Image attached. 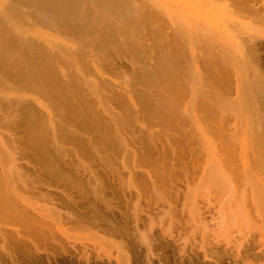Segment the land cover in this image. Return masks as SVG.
Returning <instances> with one entry per match:
<instances>
[{
  "label": "rangeland",
  "instance_id": "1",
  "mask_svg": "<svg viewBox=\"0 0 264 264\" xmlns=\"http://www.w3.org/2000/svg\"><path fill=\"white\" fill-rule=\"evenodd\" d=\"M0 1H1V4L3 5L5 0H0ZM249 1H250V3H248ZM135 2L139 6H143L144 5L143 10L146 11V13H149V15L145 19L146 22L144 23L145 32L143 34L146 35V38H139L140 35L138 37H136V35H135L134 36L135 39L132 40L133 42H135V44H134L135 46H131V42H128L127 44H125L126 47L120 46V45L116 44V42H115V44L113 46H111L110 49H111V53H112V58L115 61L117 66H115V65H111L110 66L111 70H109V71H111V72L109 73V76L110 77H112V76L114 77L115 76L114 78H116V79L112 78V80L114 81V82L112 81V83H114L115 85L119 84L118 85L119 88H117V89H119V92H117L118 90L116 91V87H118V86H115V85H112L113 88H112V86H109L110 89L108 87V89L106 90V92L108 91L107 94L99 89V91H100L99 93L103 92L102 94H100L101 98L102 97H106V98H104L105 100L102 98L104 101L101 99L102 100L101 102H103L104 104L101 103L100 108H99V106H98L99 105L98 104L99 101L97 100L98 97L93 95L92 90L89 87H86L87 85L85 86V88H84V86L79 88L81 94L84 93L83 92L84 89L85 90L86 89L91 90V92H89V90H87V91L89 92L88 95H90L89 96L90 98H93V99L95 98L93 100L94 104L95 103L97 104V105L95 104L96 107H97L95 109H98L99 111H101V109L104 107L102 109V110H104L105 106H107V104H109L108 108H111V109L110 110L108 109V112L112 110V112H109L110 114L106 112L105 113L106 116H105V115H103L104 111H102L103 113L101 112L102 114L101 113L98 114V116L102 119V122H101L99 128L97 126L91 124V122L87 119L85 114H83V115L82 114H78V116H77L78 119L75 118V114L74 113L71 112L69 114L68 113L69 109L66 108L64 106V103L60 102V100H55V99L46 100L45 98L42 97V94L35 93L36 95H34V94H31V93H29V92H27L25 90H23V91L25 92L26 95H29V96L34 95L35 97H38L39 99L41 98L40 100H43V102L46 101L44 103L48 104V106H50V108L54 111L53 113H56V110H54V109L58 106L59 107V113H61V110H62V112L65 113L66 117L71 118L72 123H70V125H68V127L70 126V128L72 127V129L67 128V124L65 122H64V124L62 123V125L65 128L64 130L68 129L70 131V132L68 131L66 138H64V136H62V138L60 137V139H58V140H60L59 142L61 143V145H59V146H62V148L59 147V146H56V145H52V144H54L53 140L51 139L52 136L49 137L51 135V133H50V131L46 132L45 130L42 131L43 133L44 132L46 133V134L44 133L46 135L45 136L46 146L44 147V149L43 148H37L33 144L35 139L34 138H33L34 140L32 139V135L30 133L32 131L33 123H32L31 116H29V113H27V111H26V109H28L26 104L22 105L20 107H17V109H18L17 112L18 113H15L16 115H15L14 120L12 119V121L10 120L8 123L5 122L4 124L0 125L1 128H2V129L0 128V137H1L0 138V146H1V144L5 145L6 147L8 146L7 148H9V150L18 149V152L17 151L15 152L16 154L18 153V155H16V158H17L16 164L20 168L21 172L22 171L23 172L21 173L20 170H17V173L18 174L21 173L22 175L23 174L25 175V173H26L25 176L24 175L23 176L22 175L18 176L17 180H19V181H16V179H15V186L18 187L19 184L21 185V186L19 185L21 187V193H20V190L18 191V188H20V187H18V188L16 187L17 192H19L21 194V196H23V197L26 196L25 198L30 199L29 201L34 203L33 207H38L39 209H42V208H46V207L48 208V206H49L51 208L52 207L54 208L53 205L55 204V208L61 214V218H60L61 219V221H60L61 222V229H58V226H56V228H57V230H56L55 226H54V230H52L53 226H51V230L50 231H52V232L54 231L55 232V230H56V232H58L57 235L50 232V234H53V237H52V235L51 236L43 235V233L44 234H48L49 233V232L48 233L44 232V231H48L50 229L48 226H47L48 228H45V226H44V228L47 229V230H43L42 231L41 229L43 228L42 227L43 224L40 227L41 229L38 228V225L36 226L35 224H32L33 222H31V221H33L34 218L37 219V221H36V222H38L37 224H39L40 219H41L40 216H39L40 214L37 213V212L35 214V211L32 210L33 209L32 207H31L32 209H30V207H28L29 208V213H30V215H31V213H34L35 215H38L39 221H38V217L32 218V216L34 215V214H32L31 215L32 219L31 218L26 219L25 217H23V219L25 218L24 220L26 221L25 222L26 225L23 224L24 223L23 219H22L23 221L21 220L20 224L23 222L21 226L25 225V226L28 227L30 224L36 226L38 228L37 231H42L41 232V234H42L41 236L40 235L39 236L36 235L38 233L40 234V232L37 233V231H33L34 233H32L31 230H34L33 229L34 227L30 228V227H32L31 225H30V227H28V229L29 228L31 229V230L29 229V231H30L29 234L27 233L29 231H27V232H26V230L24 231V229H27V228H25V226H24V228L20 227V229H19L18 224L16 225V223H15L16 217H17L16 215L13 216L11 214V216H10V217L13 216L15 224L12 225V227H9L11 225L7 226V224L9 222L11 223L10 220H12V218H9L7 216L5 217L4 214H3V216L6 218V220H7V218H9L10 220L9 219H8L9 221L7 220L8 223H7V221L4 222V223H7V224L2 223V224H4V227H3V225H1L2 227H0V229H1L0 232L2 233L4 231L3 232L4 236H2L0 234V236H1L0 238H3V239H0L1 240L0 241L1 242L0 243V249H2L1 248V244L5 243L3 246L4 247L6 246V247L5 248L3 247V249L10 250V252L12 254L9 251L7 252L5 250H0V264H11V262H12V264H117V263L118 264H127V261H126V256L127 255H129V257H130L131 264H247V263L248 264H256V263L257 264H264V248H263L264 247V241L262 240L261 241L262 244H261V242L259 240L261 238H264V236H263L264 233L260 234V233L264 232V229H263L264 228L263 227L264 226V220H262L264 218L263 217L264 216V214H263L264 210L262 211V209H264V208H262V207H264V206H262V205H264V203H262V201H261V200H263V202H264V198L260 197V195L262 193H264V191L261 192L262 190H260L262 188H259V191H260L261 194L258 192L259 197L256 198V200L261 198V200L259 199L260 202L258 200V202L256 201L257 205L255 203L253 205L254 207L252 206V203H254L253 194L255 196H258L257 191H255L256 193H254L253 191L255 190V188L258 185L260 187H264L263 186L264 179L262 181L261 178H259L262 175L264 176V173L261 172V171H259V173H258V171H257L256 175L257 174H259V175H258V178H254V180L255 179H257V180L259 179L257 181L258 183L263 182V183H261L262 185L261 184H257V182L252 181L253 178L250 177L251 175L253 177H257V176L255 174H253L254 172L251 170V168L249 169L247 167V166L250 167L251 161L254 162V161H256L255 159H257L258 160V161H256L257 165H260L262 167L261 170H264V162H261V161H264V159H263L264 157H262L263 155H259V153H258V152H260V148L258 147L259 146V142L257 143V138L259 140V136L260 135H258V137L256 138V135H255L254 131H253L254 133L252 131L249 132V130H253V129L255 130L256 129V134H257V131L259 133V129L257 130V128H255V127H257L258 124L264 125V92H263L264 91V85H263L264 84V81H263L264 80V74H260L259 72L256 71V70H258V69H256L258 65H260V69L259 70L260 71H262V70L264 71V41H262L260 43H257L255 46H252V44H249L250 38L252 39V36L260 35V34H262L261 32H263V34H264V30H263L264 27L262 26L263 27L262 28L261 25H260L261 24L260 20L264 21V20L260 19L261 15L264 13V5H263L264 4L263 3L264 0H255V1L254 0H245V1L244 0H237V1L236 0H231V1H229V0H142V1L141 0H135ZM246 3L249 4L248 6H250V7L253 4L254 5L250 8V7L247 6ZM242 4H244V5H242ZM259 4H261L263 6H261V5L259 6ZM235 5H236V7H235ZM147 6H148V8H147ZM241 6H243V8H241ZM258 6H259V8H257ZM262 7H263V9H262ZM236 8L241 9V10H238L240 12L235 10ZM252 8L254 10H258V11H253ZM242 10H243L244 13H246V12H248V13L244 14L242 12ZM249 12H252L251 15L253 14V12L254 13L258 12V13L256 14L257 16H255V14H253L252 16L249 15L251 17V19H250L249 16L247 17V15L250 14ZM259 13L261 15H259ZM263 15H262V17L264 19ZM253 16H255L256 20L259 18L258 21H259L260 24H258V23L255 24L258 21H253ZM95 19H96L95 21H98L99 20V16H96ZM251 20L253 22H255V23H253ZM127 23L128 22H126V24ZM153 24H154V26L156 24V27H154ZM39 27L40 26H37L36 28H39ZM128 28H129L128 29L129 32H131V28L132 27H128ZM114 29L115 28H113V30ZM40 30H41V32H43L45 34H48L49 38H52V37L59 38V36H58L59 34H55V32L53 33L49 29L40 27ZM141 31H142V28H135L134 29V32H141ZM178 32H179V34H178ZM176 33H177V35H175ZM180 33L186 35L185 39H183L184 37L181 36L182 34H180ZM129 35L130 34H128V36ZM248 35L251 36V37H249ZM167 36H168V38H166ZM177 37H179V38H177ZM60 38L61 39H64V38L66 39V37L63 38L61 35H60ZM60 38H59V40H61ZM137 38L140 39L139 40L140 42L141 41L142 42L141 43L138 42L139 44H137V41H136ZM156 38H158V39H156ZM161 38H162V41L160 40ZM181 38H182V41L186 40V42H182L181 40L179 41V39H181ZM186 38L187 39L190 38V41L192 43L189 40H188V42H189L188 43ZM241 39H244V40H241ZM246 39H247V42H246ZM146 40H148L151 44L147 41L150 44V45H147L148 43L144 42ZM248 40H249V42H248ZM199 41H200V43H199ZM173 42H174V44H173ZM212 42L214 43V45L216 47L215 46L213 47V45H212V47H211L212 49H211V48H209L210 46H208V45L213 44ZM244 43H245V45H244ZM240 45H241V47H240ZM243 46H245V47H243ZM181 47H182V51L180 50ZM242 47H243V50H245L246 53L244 52L245 53V55H244L245 57L241 58V56H239L240 55L239 54L240 51H239L238 48L242 49ZM251 47L254 48V49H251ZM115 50H116V52L121 53V56H120L121 58L118 57L119 60L116 57ZM120 50H121V52H120ZM218 50H219V52H217ZM235 50H236V52H235ZM237 50H238V52H237ZM150 51H151V53L153 51V54H151ZM232 51H234V52H232ZM214 52L217 55H215V54L213 55ZM131 54L132 55L134 54L133 58L137 59V60H135V66L131 65L129 63V62H131V60L129 61ZM146 54H148L149 56L146 55ZM206 54H209V55L206 56ZM211 54L213 55V57L216 56V58L214 57V60L211 59V58H213ZM234 54H235V56H234ZM201 55H202V57H201ZM241 55L243 56V54H241ZM124 56H125V59H127V61L124 59ZM205 56H206V58H205ZM246 56H247V58H246ZM147 57H149V58H147ZM222 58L223 59H225V58L228 59V60H226L227 61L226 63H224L223 60L222 61H223V63L225 65H227L228 67H231L233 70H231L227 66H226V68H224L225 65L221 62ZM210 60H212V61H210ZM250 61H251V63H248ZM138 62L141 63V64H139ZM228 62L231 64L230 66H229ZM236 63L237 64L238 63L242 64V66L241 65L239 66V64H238V66L240 67L241 71L238 69L239 67L237 66ZM137 64H139V66H137ZM148 64L150 66V69L148 67ZM213 64H214V66H213ZM248 64H250V65H248ZM254 64H256L257 66L255 65L256 66L255 67ZM222 65H223V67H222ZM247 65H248V67H247L248 69L246 68ZM131 66H133L134 68L131 67ZM146 66L148 67V69L144 68ZM250 66L251 67L254 66V67H252V69L254 68L253 71H252ZM71 67H72L71 71L74 72L75 67L74 66H71ZM120 68H122L123 71H121ZM243 68H246V69H243ZM185 69H187V70H185ZM114 70L115 71L117 70L116 73H115ZM247 70H251V71L248 72ZM89 71H91V73H90L91 77H90V80L89 79L88 80L92 81L96 76L92 74L93 70H92L91 67H90ZM239 71H240V73H239ZM122 72L126 73V74L123 73L124 77L122 75ZM127 72H128V74H127ZM251 72H253L254 74H252ZM255 72H256V74H255ZM132 73H133V75H131ZM155 73H156V75H155ZM257 73H259L258 75H260L262 77L261 78L262 80L260 78H258L260 80L257 79V81H256V78L258 77ZM90 74L88 76H90ZM237 74L238 75L241 74V75H239V77H237L238 76ZM244 75H247L248 77L247 76L245 77ZM253 75H255V77ZM92 76H93V78H92ZM250 76H253V78H255V79L251 80ZM125 77H128L126 79L127 83L123 82V85H122V82L120 83V80L121 81H125L124 80ZM241 77H244L242 79V81H244V80L248 81V78H249V80L252 83V86H251V84H249L250 82L249 83H247L246 81L242 82L240 80ZM122 78H124V79L122 80ZM178 78H179L180 82L177 81ZM237 78H239V79H237ZM115 80L118 81V82H115ZM129 80H130V82L128 83ZM156 80H158V81H156ZM0 81L4 83V84H2L3 87L6 85L5 87L7 89H9V87H12V89H14L16 87V85H17V88H18V85H19L18 83L14 82L15 80H12V77L8 78L7 81L4 80V79H1ZM4 81H6V83H8L9 87ZM165 81H166V83H165ZM237 81H239V82H237ZM252 81L254 83H256L258 85V88L260 87L263 91L260 88H259V90H261V91H259L257 87L253 88L254 83ZM9 82H11L12 85ZM258 82L262 86L259 85ZM124 83H126V84L124 85ZM168 83H170V85ZM175 83H177V84H175ZM178 83H179V85H178ZM165 84H166V86H165ZM167 84H168V86H167ZM243 84H247V85H250V86H248V87H247V85L243 86ZM256 84H255V86H257ZM177 85L179 87H182V88L180 89ZM214 85H215V87H214ZM126 86H127V88H125ZM129 86H131V89H129L130 88ZM141 86L143 88H141ZM159 86L160 87L162 86V87L160 88ZM151 87H152V89H151ZM176 87H178V89ZM120 88H121V91H120ZM145 88H148L149 90H147ZM239 88H241L245 92L246 95H245L244 98H243L244 92L242 94L241 93L242 90L239 89ZM113 89H114V92H112ZM128 89L130 90V94H131L132 98L133 99L135 98L136 101H137V102H135V100H134V102L138 105V106H136V110H138V111H136L134 109L135 107L132 105L131 102L129 103L127 101L128 100L127 99L128 96L126 98L127 94L125 95V93H126L125 90L129 91ZM160 89H162V90H160ZM163 89H164V92L166 94L165 93L163 94ZM169 89H170V91H169ZM185 89H187V90L185 91ZM249 89L251 91H249ZM123 90H124V92H123ZM179 90H180L181 93L178 92ZM212 90H214V92ZM215 90H217V91H215ZM240 90H241V92H240ZM246 90H247V93L249 92L248 93L249 95L246 93ZM110 91L116 97L113 96L110 93ZM237 91H239V92H237ZM150 92H151L152 95L150 94ZM252 92H254V93H252ZM256 92L257 93L259 92V93L256 94ZM10 93L13 94V92H11V91H10ZM90 93H92V94H90ZM109 93H110V95H108ZM155 93H157V94H155ZM167 93H169V94H167ZM214 93H216L217 95H219V93H220V95H219L220 96V100L218 98V101H217V97L218 96H214L215 95ZM226 93L228 95H230V96H227V98L225 97ZM238 93H239V95L241 94L242 97H241V95L239 96ZM260 93H262V94H260ZM19 94H23L24 95V93H21V91H20ZM104 94H105V96H103ZM158 94H159V96H158ZM174 94H175L176 97L174 96ZM223 94H224V96H223ZM13 95L17 96L16 93H14ZM91 95H93V97ZM178 95H181L182 97H183V95H186V96L183 97V98L186 97V99H183L181 96L179 97ZM209 95H210V97H209ZM250 95H251L252 98L248 97ZM117 96H119L120 98L117 97ZM155 96H157L158 98L154 99L153 97H155ZM172 96H174L175 98L172 97ZM246 96L250 100H252V99H254V101L256 100L255 101L256 103L253 102V100L251 102H253L254 105H256V104L258 105L257 107L259 109L258 110L259 112L258 111L256 112L257 107L254 106L251 103L253 105L252 106L250 104V101L247 100L248 98ZM254 96H256V97L253 98ZM89 97H88L89 103L92 104L93 101ZM161 97H164V98H161ZM180 98L183 99V102L180 101L181 100ZM204 98H206V99H204ZM106 99H109L108 100L109 102H107ZM159 99L162 100V101H165V102L159 101ZM51 100H52V102H51ZM53 100L55 101L54 103H53ZM70 100H71V103H73L74 106L76 105L75 107L78 108V105L80 103L77 100H75L74 98H70ZM95 100H96V102H95ZM171 100H174V101H171ZM207 100H208V102H207ZM105 101H106L107 104L105 103ZM154 101H156L157 103H155ZM166 101H169V102L166 104ZM220 101H222V102H220ZM247 101L249 102V105H251L250 107H252V108H250L249 105H247L248 104ZM110 102H111V104H110ZM173 102H175V103L177 102L176 103L177 107H176L175 103L172 106ZM122 103H124V104H122ZM126 103H127V105H126ZM155 104H157V105L155 106ZM178 104L181 105L180 108H178ZM203 104L205 106H207V108ZM212 104L214 106H212ZM222 104H224V105H222ZM131 105L133 107H130ZM209 105H210V107L212 109L209 107ZM111 106L116 108V109L112 108ZM162 106L165 109L161 108ZM169 106L170 107L172 106V107L169 109ZM201 106H204V107H201ZM15 107H16V105H15ZM60 107H63V108L61 109ZM138 107H140V108H138ZM175 107L177 108V110H176ZM214 107L216 108V110H215ZM240 107H242V108H240ZM255 107H256V109H255ZM167 108L169 109L168 111H171L172 108H173L174 110H176V112L173 110L174 113H176V114L177 113H181L180 114L181 117L178 114L177 115L180 118L176 114H172L171 112L169 113L166 110ZM187 108H188V110H187ZM231 108L232 109L234 108V109L232 110ZM237 108H239V109H237ZM38 109H40V108H38ZM106 109H107V107H106ZM118 109H120V111ZM133 109L136 111V113H134ZM178 109H179L180 112L178 111ZM206 109L211 111V112L208 111L210 113V115H209V113L208 114L206 113L207 112ZM236 109H237V112H236ZM240 109H241V111H240ZM250 109H251V111H252V109H253V111L254 110L255 111L253 113H251L249 111ZM129 110H131V111H129ZM40 111L42 112V110H40ZM126 111L129 114H126ZM148 111L151 112L152 115H151V113L149 114ZM181 111H185V112H181ZM189 111L193 112V114H191ZM212 111H214V112H212ZM142 112L144 114L140 115ZM153 112H155V113H153ZM238 112H239V114H237ZM240 112H241V114H240ZM111 113H114V114L115 113H119V114L121 113L120 116L124 117L123 121H122V118H120V117L118 118L117 117L118 114L115 115V117H114V116H112L113 114L111 115ZM163 113H164V115H163ZM184 113H187V114H184ZM234 113H235V115L233 117ZM242 113H245V114L248 113L247 114L248 116L250 114H254L255 115L257 113L255 116H257V117L261 116L262 121H261V119L258 120V118H256L253 115L249 116V117H252V116L254 117V118L252 117V119L250 118L249 120H251V121H249L248 120L249 117L248 116L246 117V115L242 114ZM258 113H259V115H258ZM136 114H137V116H136ZM168 114H169L170 117L168 116ZM212 114L215 117V119H214V117L211 118ZM107 115L109 117H111L110 119H112V117L114 119L117 117L118 120H116L117 119L116 118L115 119L116 121L114 119H112V121H110V119H109V117H107ZM132 115L134 117H136L137 120L134 117H132ZM174 115H175V117H174ZM191 115L194 116V117H192ZM237 115H239V117L242 116L241 119L244 117L243 115H245V117L243 118L244 122H241L240 121L241 119L237 120V117H238ZM141 116L143 117L142 120L140 118ZM206 116H207V118H206ZM38 117H39L38 113H36L35 116H32L33 119H39ZM162 118H163V120H161ZM208 118H210V120ZM119 119H121V120L119 121ZM139 119H140L141 123H140ZM155 119H157L158 122L155 121ZM204 119H205V121H204ZM211 119H213L212 122H211ZM216 119L218 120V122H217ZM245 119H246V123H245ZM253 119H257V121L259 123L254 121ZM150 121H152V122H150ZM167 121H169V122H167ZM206 121H210V122H207V124L209 123L210 125L209 124L208 125L205 124L204 122H206ZM222 121H223L224 124L222 123ZM247 121H249V122H247ZM252 121H254L256 124L257 123L258 124L254 127L252 125L253 124ZM112 122L114 123V125L117 122V125H115L117 127H118V125L122 124L120 126H122V127L124 126L123 128H121L120 126L118 127V129H120L122 131H119L117 129V127L115 128V126L113 125ZM134 122H136V123L134 124ZM173 122H175V123H173ZM196 122H198V123H196ZM260 122H262V123H260ZM163 123L165 125H163ZM166 123H168L170 125H167ZM178 123H179V125H177ZM226 123L228 125H226ZM255 123H254V125H255ZM71 124L73 126H71ZM245 124L246 125L248 124V127H246ZM250 124L252 125V127H250L251 126ZM166 125L168 126V128H167ZM260 125H258V126L260 127ZM178 126H179V128H178ZM184 126H185V128H184L185 130L182 128ZM45 127H46V125H45ZM169 127H170V129H169ZM221 127H223V128H221ZM239 127H241V128H239ZM5 128H6V130H4ZM113 128H115L114 129L115 131L113 130ZM147 128L149 130H147ZM162 128L163 129L165 128V129L163 130ZM247 128H249V129H247ZM251 128H253V129H251ZM166 129H168V130H166ZM191 129H192V132H194V134H192V132L190 133ZM165 130H166V132H163ZM8 131H11L12 133H10ZM73 131H75V132H73ZM109 131L111 133L113 131V132H115V133L117 132L119 134H117L115 136V134H113V133L111 134ZM160 131H161V133H163L162 135L158 133ZM169 131H171V132H169ZM80 132H82V133H80ZM78 133L82 134V135H80L81 137L79 136ZM183 133L184 134L186 133V134L183 136ZM10 134H13V136L12 135L10 136ZM108 134H110V135H108ZM165 134L168 135L170 138L168 136H166ZM191 134L194 137L190 136ZM233 134L237 138L234 137ZM84 135H86V136H84ZM111 135L115 136V137H119L118 135H120V137L117 138V139L114 137V139H112ZM251 135L253 137H251ZM88 136H90L91 139H89ZM222 136H223V138H222ZM13 137H16V139L13 140L14 139ZM232 137H234L236 139V141H235V139H232L235 144L233 143V141H231V143L234 144V145L227 144V142H225V144H227L228 146L229 145L230 146H236L237 145V147L234 148V150H233V149H230V146L228 148L225 145L226 148H228L226 151L229 154L228 157L234 154L233 152H231L232 150L236 151V153H235V155H233L234 157L231 156L230 158H226L227 157V154L225 152L226 148H225V146L224 147L222 146V145H224L223 140L225 138L226 141H227V138H232ZM106 138H107L108 141L106 140ZM120 138L123 140V143H124L123 145H122V143L119 144L122 141V140L120 141ZM156 138L159 139V141ZM188 138H189V143L186 142L188 140ZM61 139H63V140H61ZM228 140H231V139H228ZM248 140H250L251 143ZM16 141H17V143H16ZM118 141H119V143L116 144L115 142H118ZM160 141L163 142L162 146H160V143H161ZM14 142H15V144H14ZM90 142L92 143V145H91ZM253 142L256 145L258 144L257 145V147L259 149L258 152H256L257 151V147H255L256 145L255 146L253 145ZM89 143H90V145H89ZM228 143H229V141H228ZM47 144H48V146H47ZM71 144H72V146H71ZM101 144H102V146H101ZM189 144H190V146H189ZM250 144H251L252 148L248 147V146H250ZM20 145L23 148H21ZM98 145H99V147H97ZM50 146H51V149H50ZM63 146L64 147L66 146V147L64 148ZM68 146L69 147L71 146V147L75 148V150L73 148H68ZM2 147H4V146H2ZM91 147L92 148H98V149L95 150V149H92ZM169 148H170V150H169ZM187 148H189V149H187ZM250 148L254 152H256V156H260L262 159L259 158V157L256 158L255 153L252 152V151H249V150H251ZM56 149H57V151H56ZM80 149H81V151H79ZM102 149H104V150H102ZM109 150H111V151H109ZM157 150H158V152H157ZM163 150H164V152H163ZM191 150L194 153H192ZM221 150H224V153H225L226 156L223 155L224 153ZM228 150L230 151V153H229ZM97 151H98V153H97ZM112 151L114 152V154H113ZM245 151H247V152H245ZM95 152L97 153L98 156L101 154L100 155L101 158H100V156L98 157L97 155H95L96 154ZM110 152H112V155L109 154ZM66 153H67V155H66ZM197 153H199V154H197ZM238 153H239V156H238ZM261 153L262 152H260V154ZM75 154H77L78 158H77V156ZM160 154L163 155V156H161ZM249 154H251V156L253 155L252 158L250 157L251 159H253L251 161H249L250 160L249 159ZM195 155H197V156H195ZM55 156H57V157H55ZM236 156H237V158L239 157L238 159L236 158L237 161L236 160H235V162L234 161H230V159L232 157L235 159ZM50 157H51V159H50ZM64 157H66V158L64 159ZM79 157H81V158H79ZM224 157L226 159H229V161L231 163L233 162V164H234V168L233 169H235V166H237L238 168L239 167L243 168V169L240 168V170L235 169V171H236L235 175L239 171H241V172L244 171L243 172L244 175L241 174V172H239V174H237L235 176L234 172H233L232 175H234V177H235L234 180L238 179V178H236L237 176L238 177L241 176L240 178L244 177V179H245V177L248 175V179L246 177L247 180L246 179L245 180L247 182H248V180H250V182L252 181L251 182L252 185L255 184V187L252 190V188H251L252 185L251 184L249 185L250 182L247 183L245 180L239 178V181L241 180L242 183L244 181V183H247V185H248V187H247V185L245 184V186L248 188V189H246V187L244 186V183L243 184L241 183V185H243V188L247 190L248 194H252V195H250L252 198L249 195L247 197H245L247 193L244 196L246 199L243 200V203H246L245 205L247 207L244 206V204H242L241 202L239 203V201L243 199V198L240 199L241 196L238 198L239 195L236 194L237 196H234L233 193L230 192V191H232V188L230 189V187H233L234 194H235L236 191H237V193H238V191H241V190L243 191V189L240 188L241 186L240 187H236V185H237L236 183L237 182H238V186L240 184L238 180L236 181V183L234 182L236 184L235 186H234V183H231V180H232L233 176H231V174L227 175V173L228 172L230 173V170L232 169L231 165H233V164L229 165L228 161ZM233 158L231 160H233ZM24 159H26L27 161L24 160ZM48 159H49V161H48ZM87 159H88V162H89L90 165H88V163L86 162ZM108 159L110 160V162H109ZM142 159H143V161H142ZM259 159H261V161ZM78 160H80L81 162L78 161ZM90 160H92V161H90ZM160 160L165 162V163L162 162L161 164H163V165H161L160 164ZM219 160H221V161H219ZM247 160L249 161V163L247 162ZM94 161H96V162H94ZM173 161L175 163H173ZM222 161H223V163H221ZM242 161L243 162L246 161V166H243V162ZM27 162H28L29 165L27 164ZM82 162H84V163L82 164ZM93 162H94V164H93ZM104 162H106V163H104ZM224 162H227V163H225L224 169H223L221 166H223L222 164H224ZM182 163L185 164V165L183 166ZM258 163H260V164H258ZM84 164L87 165L88 167H86ZM170 164H172L173 166H170ZM81 165H84L86 169L83 170ZM136 165H138L139 168H136ZM155 165L157 166V168H155L156 167ZM164 165L166 167H164ZM194 165H195V167H194ZM214 165H216V166H214ZM218 165H219L221 170H218V167H217ZM228 165L231 167V169L229 170V168H228V172L226 173L225 171H227V170H225V169H227L226 166H228ZM257 165H255V166L257 167ZM167 166H168V168H167ZM178 166H181V167L178 168ZM12 167H13V165L9 163L8 168H12ZM35 167H36V169H35ZM259 167H258V169H259ZM89 168H91V169H89ZM124 168L126 170H124ZM161 168L164 169V170H162ZM165 168H167V169H165ZM180 168H182V169H180ZM185 168H187L186 169L187 171L184 170ZM212 168H214V169L212 170ZM255 168H252V169L254 170ZM93 169H95V170L92 171ZM156 169L157 170L159 169V170L157 171ZM87 170L88 171L90 170L91 172L90 171L88 172ZM165 171H169V172H168V174H165V176H163L164 173H167ZM183 171H185V173L187 172L186 173L187 175ZM219 171L226 173V175H227V179L226 180H229V182H228L229 185H227L228 183H226L225 181L223 182V184H226L227 186H229L228 188L230 189V191L226 187V185H223V186H225V189H224L223 186H220L223 189H221L220 187L216 188V186H218L221 183L219 180H217V178L219 179V177L221 179V173H219ZM86 172H87V174H86ZM132 172H134V173H132ZM158 172H159V174H158ZM162 172H164V173H162ZM212 172H213V175H211ZM83 173H85V174H83ZM89 173H91V174H89ZM93 173H94L95 176L93 175ZM248 173H250V176H249ZM216 174L217 175L219 174L218 175L219 177H217ZM222 174H223L222 176H225L224 173H222ZM27 175H28V177H27L28 179L26 178ZM37 175H38V177H40V179L37 177ZM159 175H160V178H162L161 181L159 179ZM20 176L24 177L25 179L23 178L24 179L23 180ZM82 176L84 178H82ZM96 176H97V178H95ZM174 176H177L179 179L176 181ZM184 176L186 178H184ZM32 177L33 178L36 177V178L33 179ZM86 177L89 180H86L85 179ZM29 178H31V182H30ZM37 178L39 180H37ZM152 178H154L153 180L155 181V183H154V181H152ZM169 178H171V179H169ZM212 178L214 180L216 178V180L218 182H220V183H218V185H217L216 184L217 181L216 180H215L216 182L213 181ZM225 178L223 179V177H222L223 180H225ZM21 179H22V182H25L26 179L28 180L26 183H30L29 189L32 186L31 191H33V194L32 193L31 194L33 196L30 193H28V192H30V190L28 191V188L25 187L28 184L25 185L26 183L25 184L22 183L20 181ZM96 179L98 181H96ZM99 179L100 180L102 179L101 182L99 181ZM132 179H134V181H132ZM210 179H212V180H210ZM94 180L96 182H98L96 184L97 185L99 184V187L96 186ZM130 180H131L132 184H131V182H129ZM162 180H164V181H162ZM33 181L36 182V183L37 182L38 183L40 182V183L36 185V183L34 184ZM91 181H93V182H91ZM172 181H174V182H172ZM209 181L211 182V184H210ZM212 181H213V184L214 183L216 184L215 186L212 184ZM18 182H21V183H18ZM133 182H134V184H133ZM161 182L163 183V185H162ZM42 183H43V185L47 184V187L45 188L43 185H40ZM81 183H82L83 186L80 185ZM86 183H90V185H88V184L86 185ZM166 183H167V185H166ZM169 183L171 185L173 183V185L171 186ZM174 183H175V185H174ZM22 184H24V185H22ZM117 184H119V185H117ZM153 184H155L154 187L152 186ZM231 184H232V186H230ZM256 184H257V186H256ZM77 185H79V187H77ZM94 185H95V187H97L96 189H95ZM129 185H130L131 189L128 187ZM33 186H34L35 189L33 188ZM54 186H56V187H54ZM88 186L89 187L91 186L90 187L91 191L92 190L95 191V192H93L94 196L92 195V192H90ZM100 186L103 189L102 188L100 189ZM169 187L172 188V189H170ZM234 187L236 188V190H235ZM258 187L256 189H258ZM56 188L57 189L59 188V189L57 190ZM144 188H145V190H144ZM22 189H24L23 190L24 192H25V189H27L26 190L27 192H25V194H24V192H22ZM36 189H37V191H36ZM249 189L251 190V193H249ZM38 190L42 191V192L46 191V193L40 194L42 192H38ZM207 190H209L210 192L207 191ZM246 190H244L243 192H245ZM96 191H98V192H96ZM99 191L102 192V194ZM122 192H123V194H122ZM145 192H146V194H145ZM214 192H215V194H214ZM243 192H241V194ZM86 193H89V194L87 195ZM94 193H96V194L99 193L100 195L99 194L95 195ZM177 193H178V195H177ZM208 193L213 195V196L208 195ZM221 193L224 196H221ZM34 194L36 195V197L38 196V198H39L38 200L40 201V203H39V201L37 200V198L35 197ZM168 194H169V196H168ZM188 194H189V196H187ZM227 194L228 195L230 194L229 195L230 198H232V197L236 198L237 197L236 200H235V198L231 199V201L232 200L236 201V204L234 203V201H232V203L229 201L230 198L227 197L228 196ZM231 194L233 196H231ZM27 195L28 196L31 195L33 197V199L31 197H28ZM40 195H42V196L46 195V196H44L45 198L44 197L42 198V196H40ZM190 195H192V196H190ZM194 195H196L197 198H195L196 196H194ZM47 196H49V197H47ZM95 196H98L97 199L95 198ZM101 196H105L108 199V201L106 203H104L107 199L105 197L100 198ZM107 196H109V197H107ZM208 196H210L211 198L210 197L207 198ZM255 196H254V198H255ZM263 196H264V194L262 195V197ZM188 197H190V201L192 200V197L197 199V203L196 204H198V205H196L194 203L196 201V200H194V198H193L194 202L192 201V203L191 202L185 203L184 199H186ZM214 197H217V198H214ZM248 197H250V198L248 199ZM50 198L52 199V201H51ZM103 198H104V200H103ZM109 198H110V202H109ZM206 198H207L208 201L212 200V201H210L211 204L208 203ZM218 198L220 199V203H218V201H219ZM221 198H223V199H221ZM34 199H36V200L34 201ZM45 199H46V202L43 201ZM214 199H216V200H214ZM238 199H240V200L237 202ZM247 199H248V201H247L248 203L245 202ZM250 199L252 200V202H251ZM168 200H170L169 202L171 204L168 202ZM213 200L216 201L217 203H215ZM48 201H49V203H48ZM50 201L53 202V203H50ZM188 201H189V199H188ZM108 202L111 203L112 205L114 204L113 207H111L112 205L108 206L109 208L105 207L104 204H107ZM212 202H214V203H212ZM183 203L185 204V206L187 204L189 206L187 205L188 207L184 206V208H183V205H184ZM190 203L192 205L194 204V206H195L194 209L195 208L197 209L199 207H200L201 210L203 209L202 212H200L201 213L200 214L201 217L197 216L198 213H197L196 209L195 210L193 209V211H192V209L190 207L193 208V206ZM228 203L231 204V206ZM260 203H262L261 207L259 206ZM206 204H207L208 207L206 206ZM241 204L244 207H246V210L250 206V208L248 209V211H249L248 214H250V216L253 214L252 213V211H253L252 208H254V211L256 212V216L259 218L258 219V218L255 217L257 219V220L255 219V221H258V222L254 221V217L253 216H255V212H254L252 218L250 216L248 218V219H253L251 221L250 220L248 221V219H246V218L245 219H243L242 217L239 218L238 216H237L238 219L237 218L235 219L234 215H236L237 213L236 214H231V213L232 212H236L237 211L236 209H238V208H241V210H242L243 206ZM211 205H213V206H211ZM42 206H44V207H42ZM135 206H136V208H135ZM220 206H222V208L224 210L221 209ZM237 206H238V208H237ZM256 206H258V207H256ZM229 207H230V209L233 207V209L235 211L233 209H231V211L232 210L233 211L232 212H228V211H230L228 209ZM139 208H141V210H139ZM207 208H209L210 210L207 209ZM259 209H260V211H258ZM30 210L32 212H30ZM185 210H187V211H185ZM221 210H223V211L221 212ZM239 210L240 209H238V211ZM138 211H140L139 213H141L140 215L137 214V216L139 215L140 219L136 218L137 216H135L136 215L135 213H137ZM219 211L221 212V215H220ZM261 211H262V213H260ZM240 212L241 211H239V213L237 215L241 216ZM0 213H1L0 215H2V212H0ZM193 213H197V214H195V216H193L194 215ZM229 213L231 215H233L234 217L232 218L231 215L229 216ZM191 214H193V215H191ZM203 214H205V215H203ZM218 215H220V216H218ZM19 216H21V215H19ZM70 216H72V217H70ZM189 216L192 217V218H190ZM170 217H172V218H170ZM195 217H197L196 218L197 222L193 221V220H195L194 219ZM1 218H3V217H1ZM21 218H22V216H21ZM198 218H199L200 221L198 220ZM225 218H227V219L225 220ZM19 219H20V217H19ZM74 219H76V220H74ZM136 219H138V220H136ZM150 219H152V220L154 219L155 220V221L153 220V222H155L154 223L155 226L154 227L150 226V227H152V229L151 228L149 229V227H148L149 225H151L153 223L152 220H151L152 223L150 224ZM171 219H172V222H174V224H172ZM1 220H4V218L1 219ZM27 220H29V222H30L29 225H27L28 224ZM139 220H141V221H139ZM190 220L193 221L194 223L190 222ZM17 221L16 222L19 223L20 220H17ZM198 221H199V223H198ZM224 221L225 222L227 221V223H225ZM229 221L232 222V223H229ZM245 221L249 222V223H246ZM75 222L78 223V224H76ZM188 222H190L192 225L190 223H188ZM0 223H1V221H0ZM72 223L74 225L75 224L76 225L73 226ZM79 223H81V224L84 223V225H88L89 224L88 226H90L89 228L92 229V230L87 231V230H89L88 227H87V230H83L84 227L86 229V226H84V225L79 226L80 225ZM178 223H181V224H178ZM185 223H187L186 224L187 226L185 225ZM196 223H197V226H196ZM202 223H204V224H202ZM205 223H207L208 225L205 224ZM236 223H238V224H236ZM20 224H19V226H20ZM188 224H190V225L188 226ZM193 224H194V226H193ZM227 224H228V227L231 226V228H225L227 226H225V227L223 226V225H227ZM229 224H231V225L229 226ZM244 224H247L245 226H248V224H250L249 226L252 227V229L254 227H258L257 225L260 224L259 225L260 228L258 227L260 229V231L252 232V234L247 239V241H245V239L243 238L244 236L241 235V234L239 235V233H238V228L240 229V225H241V228L245 230V231L243 230L244 232H247V230L250 229L249 226H248V229H245V227L243 228L242 226ZM203 225L207 226L209 231L204 230ZM218 225H219V228H218ZM220 225L223 226L222 230L220 228ZM198 226L201 227L200 228L201 231H199L200 229L199 230L196 229V232H195L196 236H195V234L193 232L195 231V227L197 228ZM36 227H35V230H36ZM79 227H81L82 228L81 231L83 230L84 232L83 231L82 232L79 231V229H80ZM184 227H185V229H183ZM192 227H193V229H192ZM235 227H236V229H235ZM73 228H75V230H77V231H75ZM94 228H96V229H94ZM177 228H178V230H177ZM18 229L20 230V235H17V232H19ZM226 229H231V230H226ZM261 229H263V230H261ZM5 230L7 231V235L8 236H6V234H4V233H6ZM13 230H14V232H12ZM197 230L200 232V234H199V232ZM203 230L207 233V234H205V240H206V249H207V252H208V256H210L211 259L214 258L211 261L205 260L204 253L202 251H200L201 250L200 246H201V242H202V239H203V238H201V236L203 235L201 233L203 232ZM60 231H64L70 239L65 238V236ZM212 231H213L214 234L212 233ZM227 231H229L228 235L231 236V238L233 237V239H232V244L233 245L230 248H227L226 243H225L223 238L222 239L220 238L219 243H214L213 242V241L216 242V238H217V236L215 235L216 232L217 233L221 232L220 233L221 236H222V233H223V235L225 237V235L227 234L226 233ZM25 232H26L27 235H29L26 238H24V236L21 235V234H23ZM73 232H76V233H73ZM191 232L194 234L193 236H192ZM10 234L12 236L14 235L15 239ZM26 234H24V235H26ZM75 234H77V235H75ZM88 234H89V236H87ZM30 235H34V236L36 235V237H34V236L31 237ZM19 236H21V238ZM43 236L46 239H44ZM47 236L50 238V240L49 239L47 240ZM83 236H85V237H83ZM145 236L147 238L149 236L148 241H147L148 243L146 242L147 244L145 242L141 241L142 237H145ZM191 236H192V238L195 237L194 238L195 240L192 239ZM18 237H19V239L17 240ZM30 237L33 238V241L35 240L34 241L35 243L33 242L34 244H32V242H31L32 240L31 239H30L31 241L29 239H27V238H30ZM41 237H43V239L45 241ZM77 237H78V239L79 238L81 239V237H82V240H77ZM89 237H90V239H87ZM37 238L38 239L40 238V239L38 240ZM53 238L56 239V242L53 241V240H55ZM83 238H85V239H83ZM211 238H212V240H211ZM3 240H5V241H3ZM13 240H14V242H13ZM40 240H41V242H40ZM58 241H59L60 244L57 243ZM236 241H237V243H236ZM29 242H31L32 246H31V244ZM36 242H37V244H36ZM42 242H43V244L45 246L44 248L46 249V251H43L44 248H43ZM55 243H57L58 245L55 244ZM100 243H102V244H100ZM121 243H123V244L121 245ZM240 243H243L242 247H240ZM236 244L239 246L238 248L240 249L241 252H238L239 249L236 248V246H237ZM35 245H37V246L39 245L40 247H37ZM117 245H119V246L121 245L122 249H119L121 246L120 247L118 246L119 248H117ZM147 245H148V248H147ZM71 246H74L75 249L72 248ZM34 247L35 248L37 247L38 250H40V251L42 250L43 252L42 251L40 252L37 249L34 250L33 249ZM101 247H102V249H101ZM149 247H150L151 252L148 251ZM6 248H8V249H6ZM103 248H105V249L103 250ZM32 249H33V252H32ZM100 249H101V253H99ZM34 251H36V252L34 253ZM102 251H104V252H102ZM121 251H123V252L121 253ZM184 251H185V253H184ZM83 253H84V255H83ZM98 253H99V255H98ZM9 254H10L11 257L9 256V259H8V255ZM13 254H14V256H13ZM5 255H7V256H5ZM46 258H47L48 261L46 260Z\"/></svg>",
  "mask_w": 264,
  "mask_h": 264
},
{
  "label": "bare ground",
  "instance_id": "2",
  "mask_svg": "<svg viewBox=\"0 0 264 264\" xmlns=\"http://www.w3.org/2000/svg\"><path fill=\"white\" fill-rule=\"evenodd\" d=\"M142 1V0H141ZM229 1H231V0H229ZM237 1V0H236ZM245 1V0H244ZM255 1V0H254ZM240 2V1H239ZM261 2V1H260ZM259 2V3H260ZM3 3V2H2ZM230 3V2H229ZM248 3H250V1L248 2ZM256 3V2H255ZM264 3V2H263ZM143 4V3H142ZM247 4V3H246ZM242 5H244V4H242ZM249 4H247V6H248ZM254 5V4H253ZM252 5V6H253ZM257 5V4H256ZM261 4H259V6H260ZM264 5V4H263ZM263 5H261V6H263ZM150 6V5H149ZM152 6V5H151ZM251 6V7H252ZM259 6L257 7V8H259ZM143 7H144V5L143 6H139V5H137V3L135 2V0H5L4 1V4L2 5L1 4V1H0V80L1 79H4V80H6L7 81V79L8 78H10V77H12V80H15L14 82L15 83H18L19 85H18V88H17V85H16V87L14 88V89H12V87H9V85H8V83H6V81H4L7 85H8V87H9V89H7L5 86V88L3 87V85L2 84H4L3 82H1L0 81V125L1 124H4L5 122H9L10 120L12 121V119L14 120V118H15V113H18L17 112V107H20V106H22V105H25L26 104V106H27V108L28 109H26V111H27V113H29V116H31V119H32V123H33V126H32V131L30 132L31 133V135H32V139L34 140V142H33V144L37 147V148H43L44 149V147L46 146V140H45V134L42 132L43 130H45L46 132L47 131H50V133H51V135L49 136V137H51V139L53 140V142H54V144H52V145H56V146H59V145H61V143L59 142L60 140H58V139H60V137L62 138V136H64V138H66L67 137V133H68V129H66V130H64L65 128H64V126L62 125V123L64 124V122L67 124V128H70V126L68 127V125H70V123H72V120H71V118H68V117H66V115H65V113H63L62 112V110H61V113H59V107L57 106L54 110H56V113H53L54 111L50 108V106H48V104H45L44 102H46V101H44L43 102V100H40L38 97H35L34 95H36L35 93H37V94H42V97L43 98H45L46 100H50V99H55V100H60V102H62V103H64V106L66 107V108H68L69 109V111H68V113L70 114L71 112L72 113H74L75 114V118H77V116H78V114H85L86 115V117H87V119L91 122V124H93V125H95V126H97L98 128L100 127V124H101V122H102V119L98 116V114H100L102 111H104V114L103 115H105V113L107 112V113H109V112H112V110L111 111H109L108 112V109L110 110L111 108H108L109 106V104H107L106 103V101H105V103L107 104V106H105V109L104 110H102L101 109V111H99L98 109H95V108H97L96 107V105L94 104V99L93 98H90L89 96L90 95H88L89 94V92H91V90H92V93H93V95H95L96 97H98V101H99V108H100V105H101V103H103V102H101L104 98H106V97H102L101 98V95L100 94H102L103 92H105L106 94H107V92H106V90L108 89V87L109 86H112V85H115L114 83H112V78L113 79H116V78H114L113 76L112 77H110L109 76V73L111 72V71H109V70H111L110 69V66L111 65H115V66H117L116 65V63H115V61L113 60V58H112V53H111V46H113L114 44H115V42H116V44H118V45H120V46H123V47H126V45L125 44H127L128 42H131V46H135L134 44H135V42H133L132 40H134L135 38H134V36L136 35V37H138L139 35H140V37L139 38H146V35H144L143 33L145 32V30H144V23L146 22V17L149 15V13H146V11H144L143 10ZM230 7V6H229ZM235 7H236V5H235ZM248 7H250V6H248ZM247 7V8H248ZM250 7V8H251ZM147 8H148V6H147ZM241 8H243V6H241ZM261 8V7H260ZM157 9V8H156ZM253 9V8H252ZM251 9V10H252ZM262 9H263V7H262ZM235 10H241V9H239V8H236ZM253 11H258V10H254L253 9ZM238 12H240V11H238ZM242 12H243V10H242ZM261 12V11H260ZM244 13V12H243ZM248 12H246V13H244V14H247ZM250 14H248L247 15V17L249 16V15H251V13L252 12H249ZM258 12H253V14H255V16H257L256 14H257ZM240 14V13H239ZM252 14V15H253ZM264 14V13H263ZM262 14V15H263ZM251 15V16H252ZM259 15H261L260 13H259ZM262 15H261V18L260 19H262V20H264L263 19V17H262ZM96 16H99V20L98 21H95L96 19H95V17ZM255 16H253V21H258V19L256 20L255 19ZM264 16V15H263ZM101 18V19H100ZM249 18L251 19V17L249 16ZM155 20V19H154ZM152 21V20H151ZM252 21V20H251ZM252 21V22H253ZM126 22H128L127 24H126ZM253 23H255V22H253ZM260 24L261 25V27L263 26L264 27V21H261L260 20V23H259V21L258 22H256L255 24ZM114 26H113V25ZM127 25V26H126ZM159 25V24H158ZM37 26H40L41 28L43 27V28H46V29H49V30H51L53 33L55 32V34H59L58 36H59V38H60V35L64 38V37H66V39L64 38V39H61V40H59V38H54V37H52V38H49L48 37V34H45V33H43V32H41V30H40V27L39 28H36ZM153 26H154V24H153ZM128 27H132L131 28V32H129V28ZM154 27H156V24H155V26ZM262 27V28H263ZM113 28H115L114 30H113ZM135 28H142V31L141 32H134V29ZM152 28V27H151ZM140 30V29H139ZM161 30V29H160ZM264 30V29H263ZM257 31V30H256ZM255 31V32H256ZM182 32V31H181ZM258 32V31H257ZM183 33V32H182ZM182 33H180V34H182ZM262 34H263V32H261ZM128 34H130L129 36H128ZM178 34H179V32H178ZM198 34V33H197ZM255 34V33H254ZM262 34H260V35H256V36H252V39L250 38V42H249V40H248V42H249V44H252V46H255L257 43H260V42H262V41H264V34L262 35ZM47 35V36H46ZM175 35H177V33L175 34ZM199 35V34H198ZM253 35V34H252ZM142 36V37H141ZM181 36H183L182 38L183 39H185V37H186V35H184V34H182ZM180 36V37H181ZM249 36V35H248ZM51 37V36H50ZM162 37V36H161ZM249 37H251V36H249ZM54 38V39H53ZM164 38V37H163ZM166 38H168V36L166 37ZM177 38H179V37H177ZM182 38L181 39H179V41L181 40L182 41ZM53 41H52V40ZM148 39V38H147ZM156 39H158V38H156ZM165 39V38H164ZM187 39V38H186ZM129 40V41H128ZM140 39H136V41H137V44H139V43H141L140 41H139ZM143 40V39H142ZM161 41H162V38L160 39ZM168 40V39H167ZM188 40L190 41V38L189 39H187V42H188ZM241 40H244V39H241ZM148 40H146V41H144V42H146V43H148L147 42ZM235 41V40H234ZM139 42V43H138ZM182 42H186V40L185 41H182ZM191 42V41H190ZM198 42V41H197ZM246 42H247V39H246ZM150 43V42H149ZM147 44V45H150V44ZM189 43V42H188ZM192 43V42H191ZM199 43H200V41H199ZM213 43V42H212ZM160 44V43H159ZM173 44H174V42H173ZM211 44V43H210ZM241 44V43H240ZM208 45V44H207ZM212 45H213V47L215 46L214 45V43L213 44H211V45H208V46H210L209 48H211L212 47ZM238 45V44H237ZM244 45H245V43H244ZM191 46V45H190ZM205 46V45H204ZM116 47V46H115ZM148 47V46H147ZM146 47V48H147ZM152 47V46H151ZM150 47V48H151ZM176 47V46H175ZM216 47V46H215ZM240 47H241V45H240ZM243 47H245V46H243ZM243 47H242V49L241 48H238L239 49V51H240V55L239 56H241V58L242 57H245L244 55H245V50H243ZM153 48V47H152ZM177 48V47H176ZM190 48V47H189ZM114 49V48H113ZM121 49V48H120ZM125 49V48H124ZM169 49V48H168ZM212 49V48H211ZM251 49H254V48H252L251 47ZM181 51H182V47H181V49H180ZM209 50V49H208ZM154 51V50H153ZM153 51H152V53H151V51H150V53L151 54H153ZM120 52H121V50H120ZM193 52V51H192ZM196 52V51H195ZM210 52V51H209ZM208 52V53H209ZM217 52H219V50L217 51ZM232 52H234V51H232ZM235 52H236V50H235ZM237 52H238V50H237ZM245 52V53H244ZM115 53H116V57L118 58H121L120 56H121V53H119V52H116V50H115ZM128 53V52H127ZM212 53V52H211ZM257 53V52H256ZM129 54V53H128ZM149 54V53H148ZM148 54H146V55H148ZM202 54V53H201ZM217 55L215 52L213 53V55ZM233 54V53H232ZM241 54H243V56L241 55ZM118 55V56H117ZM134 55V54H133ZM133 55L131 54V56H130V59H129V61L131 60V62L133 63H131V62H129L131 65H134L135 66V60H137V59H135V58H133ZM207 55H209V54H206V56ZM212 55V54H211ZM213 55H212V57H213ZM220 55V54H219ZM222 55V54H221ZM254 55V54H253ZM257 55V54H256ZM145 56V55H144ZM149 56V55H148ZM206 56H205V58H206ZM227 56V55H226ZM234 56H235V54H234ZM258 56V55H257ZM123 57V56H122ZM155 57V56H154ZM177 57V56H176ZM201 57H202V55H201ZM209 57V56H208ZM207 57V58H208ZM215 58H216V56H214ZM214 57L213 58H211V59H213L214 60ZM223 57V56H222ZM237 57V56H236ZM119 58H118V60H119ZM147 58H149V57H147ZM152 58V57H151ZM150 58V59H151ZM185 58V57H184ZM193 58V57H192ZM219 58V57H218ZM221 58V57H220ZM246 58H247V56H246ZM250 58V57H249ZM124 59H125V56H124ZM149 59V60H150ZM168 59V58H167ZM201 59V58H200ZM210 59V58H209ZM230 59V58H229ZM234 59V58H233ZM126 61H127V59H125ZM165 60V59H164ZM203 60V59H202ZM224 61V63H226L227 61L226 60H228L227 58H225V59H221V62L223 63V61ZM231 60V59H230ZM237 60V59H236ZM151 61V60H150ZM158 61V60H157ZM173 61V60H172ZM184 61V60H183ZM199 61V60H198ZM210 61H212V60H210ZM252 61V60H251ZM251 61L250 62H248V63H251ZM253 62V61H252ZM139 63V62H138ZM221 63V64H222ZM223 63V64H224ZM229 63V62H228ZM227 63V64H228ZM240 63V62H239ZM238 63V64H239ZM139 64H141V63H139ZM139 64H137V66H139ZM195 64V63H194ZM237 64V63H236ZM238 64H237V66H238ZM146 65V64H145ZM225 65V64H224ZM231 64L229 63V66H230ZM242 66V64H239V66ZM248 65H250V64H248ZM248 65L246 66V68L248 67ZM256 64H254V66H255ZM71 66H74L75 67V69H74V72H72L71 71V69H72V67ZM213 66H214V64H213ZM226 66L227 65H225L224 66V68H226ZM235 66V65H234ZM233 66V67H234ZM238 66V67H239ZM254 66H252V67H254ZM257 66V65H256ZM255 66V67H256ZM90 67L92 68V74L93 75H95L96 77L92 80V81H89L90 80V77H91V71H89L90 70ZM131 67H133V66H131ZM148 67H149V69H150V66H149V64H148ZM148 67L146 66V67H144V68H146V69H148ZM194 67V66H193ZM222 67H223V65H222ZM228 67V66H227ZM251 67V66H250ZM252 67H251V69H252ZM134 68V67H133ZM221 68V67H220ZM228 68H230L231 70H233L231 67H228ZM246 68H243V69H246ZM121 69V71H123L122 70V68H120ZM139 69V68H138ZM216 69V68H215ZM214 69V70H215ZM240 71H241V69H240V67L238 68ZM248 69V68H247ZM254 69V68H253ZM253 69H252V71H253ZM256 69H258V70H256ZM255 70L257 71V72H259L260 74H264L263 72V70L262 71H260L259 69H260V65H258L257 66V68H256ZM125 70V69H124ZM141 70V69H140ZM170 70V69H169ZM178 70V69H177ZM185 70H187V69H185ZM224 70V69H223ZM115 71V70H114ZM117 71V70H116ZM116 71H115V73H116ZM119 71V70H118ZM132 71V70H131ZM171 71V70H170ZM240 71H239V73H240ZM248 72L249 71H251V70H247ZM125 72V71H124ZM124 72H122V75H123V77H124V74H126V73H124ZM152 72V71H151ZM184 72V71H183ZM201 72V71H200ZM232 72V71H231ZM124 73V74H123ZM142 73V72H141ZM229 73V72H228ZM227 73V74H228ZM235 73V72H234ZM238 73V72H237ZM242 73V72H241ZM246 73V72H245ZM252 74H254L253 72H251ZM259 73H257V78H256V81H257V79L258 78H262L260 75H258ZM90 74V76H88ZM127 74H128V72H127ZM173 74V73H172ZM183 74V73H182ZM196 74V73H195ZM255 74H256V72H255ZM116 75V74H115ZM131 75H133V73L131 74ZM155 75H156V73H155ZM238 75V74H237ZM239 75H241V74H239ZM239 75L237 76V77H239ZM243 75V74H242ZM120 76V75H119ZM128 76V75H127ZM152 76V75H151ZM158 76V75H157ZM169 76V75H168ZM173 76V75H172ZM178 76V75H177ZM186 76V75H185ZM192 76V75H191ZM206 76V75H205ZM245 77L247 76V75H244ZM254 77H255V75H253ZM253 76H250V78H251V80L252 79H255V78H253ZM260 76V77H259ZM89 77V78H88ZM122 77V76H121ZM130 77V76H129ZM202 77V76H201ZM248 77V76H247ZM92 78H93V76H92ZM128 77H125V79L124 78H122V80L124 79L125 81H121L120 80V83L122 82V85H123V82H126L127 83V79ZM132 78V77H131ZM141 78V77H140ZM153 78V77H152ZM156 78V77H155ZM169 78V77H168ZM244 77H241L240 78V80L242 81V79H243ZM89 79V80H88ZM176 79V78H175ZM190 79V78H189ZM237 79H239V78H237ZM260 79H258V80H260ZM131 80V79H130ZM130 80L128 81V83L130 82ZM134 80V79H133ZM152 80V79H151ZM167 80V79H166ZM231 80V79H230ZM262 80V79H261ZM156 81H158V80H156ZM177 81H179V78L177 79ZM244 81H246V80H244ZM244 81H242V82H244ZM264 81V80H263ZM114 82V81H113ZM115 82H118V81H116L115 80ZM132 82V81H131ZM180 82V81H179ZM237 82H239V81H237ZM241 82V83H242ZM247 83H249V84H251V86H252V83H251V81L249 80V78H248V81H246ZM245 82V83H246ZM253 82V81H252ZM10 84H11V82H9ZM126 83H124V85L126 84ZM163 83V82H162ZM165 83H166V81H165ZM254 83V82H253ZM169 85H170V83H168ZM168 84H167V86H168ZM175 84H177V83H175ZM174 84V85H175ZM201 84V83H200ZM255 84L256 83H254V86H253V88L254 87H257L258 88V85L257 86H255ZM258 84L259 85H261L259 82H258ZM12 85V84H11ZM87 85V86H86ZM119 84H116L115 86H118ZM128 85V84H127ZM156 85V84H155ZM178 85H179V83H178ZM177 85V86H178ZM210 85V84H209ZM244 85H247V84H243V86ZM264 85V84H263ZM14 86V85H13ZM82 86H84V88H85V86L86 87H89L91 90H89V89H84L83 90V92L84 93H82L81 94V92H80V87H82ZM151 86V85H150ZM165 86H166V84H165ZM172 86V85H171ZM207 86V85H206ZM248 86H250V85H247V87ZM262 86V85H261ZM3 87V88H2ZM122 87V86H121ZM124 87V86H123ZM130 88L129 89H131V86H129ZM133 87V86H132ZM138 87V86H137ZM153 87V86H152ZM152 87H151V89H152ZM160 87V86H159ZM162 87V86H161ZM160 87V88H161ZM173 87V86H172ZM179 87V86H178ZM178 87H176L177 89H178ZM201 87V86H200ZM214 87H215V85H214ZM238 87V86H237ZM246 87V86H245ZM24 88V89H23ZM112 88H113V86H112ZM115 88V87H114ZM117 88H119V86L118 87H116V91L117 92H119V89H117ZM125 88H127V86L125 87ZM141 88H143L142 86H141ZM164 88V87H163ZM180 89L182 88V87H179ZM260 88V87H259ZM259 88H258V90H259ZM99 89L100 90H102L103 92H101V93H99L100 91H99ZM109 89H110V87H109ZM123 89V88H122ZM128 89V90H129ZM133 89V88H132ZM145 89H147V90H149L148 88H145ZM209 89V88H208ZM211 89V88H210ZM239 89H241V88H239ZM245 89V88H244ZM247 89V88H246ZM261 89V88H260ZM11 92H13V94L14 93H16L17 94V96L16 95H13V94H11L10 93V91ZM23 90H25V91H27V92H29V93H31V94H34V95H32V96H29V95H26L25 94V92L23 91ZM87 90H89V92L87 91ZM134 90V89H133ZM160 90H162V89H160ZM183 90V89H182ZM187 89H185V91H186ZM242 90V89H241ZM241 90H240V92H241ZM256 90V89H255ZM262 90V89H261ZM261 90H259V91H261ZM20 91H21V93H24V95L23 94H19L20 93ZM23 91V92H22ZM120 91H121V88H120ZM156 91V90H155ZM168 91V90H167ZM169 91H170V89H169ZM213 92H214V90H212ZM215 91H217V90H215ZM219 91V90H218ZM229 91V90H228ZM249 91H251L250 89H249ZM253 91V90H252ZM263 91V90H262ZM19 92V93H18ZM88 92V93H87ZM112 92H114V89H113V91ZM123 92H124V90H123ZM125 95H126V98H127V96H128V102L130 103H132V105L135 107L134 109L136 110V106H138L135 102H137L136 101V99L134 98H132V96H131V94H130V90L129 91H127V90H125ZM147 92V91H146ZM149 92V91H148ZM178 92H180V90L178 91ZM210 92V91H209ZM212 92V93H213ZM220 92V91H219ZM237 92H239V91H237ZM243 90H242V94H243ZM264 92V91H263ZM262 92V93H263ZM28 93V94H29ZM86 93V94H85ZM92 93H90V94H92ZM110 93H111V91H110ZM110 93L108 94V95H110ZM165 92H164V89H163V94H164ZM181 93V92H180ZM193 93V92H192ZM191 93V94H192ZM205 93V92H204ZM217 93V92H216ZM216 93H214L215 95L214 96H218L217 97V101H218V98H219V100H220V93H219V95H217ZM246 93H247V90H246ZM249 93V92H248ZM247 93V94H248ZM252 93H254V92H252ZM259 93V92H258ZM257 92H256V94H258ZM262 93H260V94H262ZM112 94V93H111ZM150 94H151V92H150ZM155 94H157V93H155ZM166 94V93H165ZM167 94H169V93H167ZM189 94V93H188ZM187 94V95H188ZM209 94V93H208ZM251 94V93H250ZM93 95H91L92 97H93ZM107 95V96H108ZM113 95V94H112ZM111 95V96H112ZM120 95V94H119ZM152 95V94H151ZM150 95V96H151ZM161 95V94H160ZM238 95H239V93H238ZM241 95V94H240ZM239 95V96H240ZM245 92H244V96H243V98L245 97ZM249 95V94H248ZM253 95V94H252ZM103 96H105V94L103 95ZM113 96H115V95H113ZM149 96V97H150ZM158 96H159V94H158ZM169 96V95H168ZM174 96H175V94H174ZM174 96H172V97H174ZM179 97L181 96V95H178ZM184 96H186V95H183V97ZM207 96V95H206ZM213 96V97H214ZM223 96H224V94H223ZM227 96H230V95H228L227 93H226V98H227ZM257 96V95H256ZM256 96H254L253 98H255ZM40 97V96H39ZM87 97V98H86ZM88 97L90 98V99H92V101H93V103L91 104V103H89V99H88ZM116 97V96H115ZM117 97H119V96H117ZM152 97V96H151ZM171 97V96H170ZM176 97V96H175ZM174 97V98H175ZM182 97V96H181ZM182 97V98H183ZM209 97H210V95H209ZM212 97V96H211ZM241 97H242V95H241ZM240 97V98H241ZM247 97V96H246ZM248 97H250V98H252L251 97V95L250 96H248ZM247 97V98H248ZM70 98H74L75 100H77L80 104L78 105V108H76L74 105H73V103H71V100H70ZM120 98V97H119ZM124 98V97H123ZM154 99L155 98H158L157 96H155V97H153ZM161 98H164V97H161ZM168 98V97H167ZM198 98V97H197ZM216 98V97H215ZM214 98V99H215ZM230 98V97H229ZM102 99V100H101ZM151 99V98H150ZM170 99V98H169ZM181 99V98H180ZM183 99H186V97L185 98H183ZM183 99H181L180 101L181 102H183ZM204 99H206V98H204ZM208 99V98H207ZM213 99V98H212ZM211 99V100H212ZM225 99V98H224ZM105 100V99H104ZM103 100V101H104ZM107 100V102H109L108 100L109 99H106ZM111 100V99H110ZM130 100V101H129ZM134 100H135V102H134ZM166 100V99H165ZM175 100V99H174ZM174 100H171V101H174ZM178 100V99H177ZM246 100V99H245ZM247 100H249L250 101V104L252 103L253 105H254V103L253 102H255L254 101V99H252L253 100V102H251L252 100H250L249 98L247 99ZM74 101V100H73ZM97 101V102H98ZM125 101V100H124ZM159 101H162V100H160L159 99ZM176 101V100H175ZM205 101V100H204ZM215 101V100H214ZM226 101V100H225ZM234 101V100H233ZM51 102H52V100H51ZM55 101L53 100V103H54ZM75 102V101H74ZM95 102H96V100H95ZM155 103H157L156 101H154ZM162 102H165V101H162ZM169 101H166V104L168 103ZM207 102H208V100H207ZM211 102V101H210ZM220 102H222V101H220ZM119 103V102H118ZM128 103V104H129ZM174 103L175 102H173V104H172V106L174 105ZM177 103V102H176ZM175 103V105H176V107H177V104ZM191 103V102H190ZM205 103V102H204ZM214 103V102H213ZM219 103V102H218ZM245 103V102H244ZM243 103V104H244ZM247 105H249V102L247 101ZM256 103V102H255ZM50 104V103H49ZM56 104V103H55ZM104 104V103H103ZM110 104H111V102H110ZM122 104H124V103H122ZM160 104V103H159ZM180 104V103H179ZM178 104V108H180L181 107V105H179ZM202 104V103H201ZM208 104V103H207ZM246 104V103H245ZM251 104V105H252ZM15 105H16V107H15ZM57 105V104H56ZM126 105H127V103H126ZM130 105V104H129ZM128 105V106H129ZM130 106V107H133V106ZM157 104H155V106H156ZM169 105V104H168ZM167 105V106H168ZM204 105V104H203ZM219 105V104H218ZM222 105H224V104H222ZM251 105H249V107L251 106ZM252 105V106H253ZM53 106V105H52ZM61 106V105H60ZM104 106V105H103ZM161 106V105H160ZM171 106V107H172ZM196 106V105H195ZM205 106V105H204ZM204 106H201V107H204ZM212 106H214L213 104H212ZM232 106V105H231ZM245 106V105H244ZM243 106V107H244ZM254 106H258L257 104L256 105H254ZM106 107H107V109H106ZM112 107V106H111ZM170 106H169V109L171 108ZM175 107V108H176ZM189 107V106H188ZM206 108H207V106H205ZM209 107H210V105H209ZM216 107V106H215ZM214 107V108H215ZM235 107V106H234ZM237 107V106H236ZM248 107V106H247ZM256 107H255V109H256ZM14 108V109H13ZM38 108H40V109H38ZM61 109L63 108V107H60ZM112 108H114V107H112ZM138 108H140V107H138ZM161 108H163V109H165L163 106L161 107ZM184 108V107H183ZM198 108V107H197ZM211 108V107H210ZM209 108V109H210ZM221 108V107H220ZM240 108H242V107H240ZM246 108V107H245ZM244 108V109H245ZM250 108H252V107H250ZM78 109V110H77ZM114 109H116V108H114ZM129 109V108H128ZM132 109V108H131ZM133 109V111H134V113H136V111H138V110H134ZM162 109V110H163ZM168 108L166 109L167 111L169 110ZM182 109V108H181ZM204 109V108H203ZM212 109V108H211ZM218 109V108H217ZM232 109V108H231ZM234 109V108H233ZM232 109V110H233ZM237 109H239V108H237ZM237 109H236V112H237ZM40 110H42V112L40 111ZM119 111H120V109H118ZM122 110V109H121ZM124 110V109H123ZM157 110V109H156ZM174 109L172 108V110L171 111H168L169 113L171 112L172 114H176V113H174V111L176 112V110H177V108H176V110H174ZM187 110H188V108H187ZM193 110V109H192ZM207 110V114L209 113L208 111H210V110H208V109H206ZM215 110H216V108H215ZM259 109H258V107H257V110H256V112L258 111ZM129 111H131V110H129ZM173 111V112H172ZM178 111H179V109H178ZM177 111V112H178ZM194 111V110H193ZM240 111H241V109H240ZM244 111V110H243ZM247 111V110H246ZM251 113H253L254 111H253V109H252V111H251V109L249 110ZM149 112V111H148ZM180 112V111H179ZM181 112H185V111H181ZM191 114H193V112H191V111H189ZM195 112V111H194ZM211 112V111H210ZM212 112H214V111H212ZM259 112V111H258ZM36 113H38V118L39 119H33L32 118V116H35V114ZM67 113V112H66ZM103 113V112H102ZM101 113V114H102ZM125 113V112H124ZM140 113V112H139ZM151 112H149V114H150ZM153 113H155V112H153ZM189 113V114H190ZM222 113V112H221ZM229 113V112H228ZM262 113V112H261ZM260 113V114H261ZM110 114V113H109ZM113 114V115H112ZM118 114V118L120 117V118H122V121H123V118L124 117H121L120 116V114L119 113H111V115L112 116H114L115 117V115H117ZM126 114H129V113H127V111H126ZM131 114V113H130ZM142 114H144L143 112L140 114V115H142ZM179 116H180V114L181 113H177ZM176 114V115H177ZM184 114H187V113H184ZM188 114V115H189ZM195 114V113H194ZM204 114V113H203ZM206 114V115H207ZM237 114H239V112L237 113ZM240 114H241V112H240ZM242 114H245V113H242ZM248 114V113H247ZM247 114H245L246 115V117L248 116ZM257 114V113H256ZM255 114V115H256ZM81 115V116H82ZM151 115H152V113H151ZM163 115H164V113H163ZM167 115V114H166ZM165 115V116H166ZM177 115V116H178ZM183 115V114H182ZM209 115H210V113H209ZM217 115V114H216ZM234 115H235V113L233 114V117H234ZM245 115H243L244 117H245ZM250 115H253V116H255L254 114H250ZM249 115V116H250ZM258 115H259V113H258ZM263 115V114H262ZM106 116V115H105ZM125 116V115H124ZM136 116H137V114H136ZM159 116V115H158ZM168 116H169V114H168ZM178 116V117H179ZM192 116V115H191ZM208 116V115H207ZM207 116H206V118H207ZM238 117H239V115H237ZM248 116V117H249ZM252 116V117H253ZM21 117V116H20ZM107 117H109L108 115H107ZM116 117V118H117ZM132 117H134L133 115H132ZM170 117V116H169ZM174 117H175V115H174ZM177 117V118H178ZM181 117V116H180ZM179 117V118H180ZM187 117V116H186ZM192 117H194V116H192ZM205 117V116H204ZM212 117H214L213 116V114L211 115V118ZM219 117V116H218ZM236 117V116H235ZM237 117V120H239V119H241V117L242 116H240L239 118ZM243 117V118H244ZM252 117H249L248 118V120L251 118L252 119ZM256 118H258V120L259 119H261V116H255ZM260 117V118H259ZM80 118V117H79ZM111 117H109V119H110ZM115 118V119H116ZM118 118L116 119V120H118ZM135 119H136V117H134ZM141 118V120L143 119V117L141 116L140 117ZM151 118V117H150ZM166 118V117H165ZM172 118V117H171ZM183 118V117H182ZM197 118V117H196ZM224 118V117H223ZM222 118V119H223ZM227 118V117H226ZM225 118V119H226ZM241 119L240 121L241 122H244L243 120L244 119ZM254 118V117H253ZM78 119V118H77ZM112 119H114L113 117H112ZM112 119H110V121H112ZM114 119V120H115ZM126 119V118H125ZM134 119V120H135ZM168 119V118H167ZM185 119V118H184ZM187 119V118H186ZM209 120H210V118H208ZM207 119V120H208ZM214 119H215V117H214ZM115 120V121H116ZM121 119H119V121H120ZM137 120V119H136ZM154 120V119H153ZM161 120H163V118L161 119ZM178 120V119H177ZM176 120V121H177ZM217 120V119H216ZM254 121H256V122H258L257 121V119H253ZM18 121V120H17ZM114 121V122H115ZM139 121H140V119H139ZM155 121H157L158 122V120L157 119H155ZM160 121V120H159ZM172 121V120H171ZM174 121V120H173ZM204 121H205V119H204ZM213 121V119H211V122ZM239 121V122H240ZM249 121H251V120H249ZM249 121H247V122H249ZM254 121H252V125L255 127L257 124L254 122ZM261 121H262V119H261ZM138 122V121H137ZM150 122H152V121H150ZM156 122V123H157ZM162 122V121H161ZM167 122H169V121H167ZM181 122V121H180ZM207 122H210V121H206V122H204L205 124H207ZM217 122H218V120H217ZM11 123V122H10ZM108 123V122H107ZM113 123V122H112ZM120 123V122H119ZM123 123V122H122ZM136 122H134V124H135ZM140 123H141V121H140ZM173 123H175V122H173ZM184 123V122H183ZM196 123H198V122H196ZM201 123V122H200ZM222 123H223V121H222ZM221 123V124H222ZM230 123V122H229ZM245 123H246V119H245ZM254 123H255V125H254ZM260 123H262V122H260ZM159 124V123H158ZM167 125H170V124H168V123H166ZM209 124V123H208ZM207 124V125H208ZM224 124V123H223ZM240 124V123H239ZM28 125V124H27ZM45 125H46V127H45ZM113 125H114V123H113ZM115 125H117V122H116V124ZM114 125V126H115ZM120 125H122V124H120ZM120 125H118V127L120 126ZM150 125V124H149ZM163 125H165L164 123H163ZM166 125V126H167ZM173 125V124H172ZM177 125H179V123L177 124ZM185 125V124H184ZM198 125V124H197ZM210 125V124H209ZM226 125H228L227 123H226ZM251 125V124H250ZM252 125L250 126V127H252ZM258 125H260V124H258ZM257 125V127H255V128H257V130L259 129V133H258V131H257V134H256V129L254 130L253 128H251V129H253V130H249V132H255V135H256V138L258 137V135H260L259 136V140H258V138H257V143L259 142V148H260V152H262L261 154H260V152H258V147H257V145L256 144H254V142H253V145L255 146V147H257V151L256 152H258L259 153V155H263L262 157H264V125H260V127ZM14 126V125H13ZM71 126H73L72 124H71ZM159 126V125H158ZM187 126V125H186ZM196 126V125H195ZM245 126L246 127H248V124L246 125L245 124ZM8 127V126H7ZM117 126H115V128H116ZM118 127H117V129H118ZM121 128H123L122 126H120ZM127 127V126H126ZM181 127V126H180ZM189 127V126H188ZM224 127V126H223ZM223 127H221V128H223ZM259 127V128H258ZM0 128H1V126H0ZM9 128V127H8ZM115 128H113V130L115 129ZM150 128V127H149ZM167 128H168V126H167ZM178 128H179V126H178ZM183 129L185 128V126L184 127H182ZM181 128V129H182ZM197 128V127H196ZM206 128V127H205ZM239 128H241V127H239ZM2 129V128H1ZM30 129V128H29ZM70 129H72V127L70 128ZM116 129V130H117ZM163 129V128H162ZM165 129V128H164ZM163 129V130H164ZM169 129H170V127H169ZM214 129V128H213ZM225 129V128H224ZM247 129H249V128H247ZM4 130H6V128L4 129ZM8 130V129H7ZM119 131H122V130H120V129H118ZM147 130H149L148 128H147ZM166 130H168V129H166ZM166 130L165 131H163V132H166ZM172 130V129H171ZM178 130V129H177ZM185 130V129H184ZM211 130V129H210ZM217 130V129H216ZM79 131V130H78ZM115 131V130H114ZM202 131V130H201ZM204 131V130H203ZM8 132H10V133H12L11 131H8ZM70 132V131H69ZM73 132H75V131H73ZM110 132V131H109ZM169 132H171V131H169ZM192 132V129H191V131H190V133ZM212 132V131H211ZM216 132V131H215ZM253 132V133H254ZM14 133V132H13ZM49 133V132H48ZM80 133H82V132H80ZM95 133V132H94ZM93 133V134H94ZM106 133V132H105ZM111 133V132H110ZM112 133L113 134H115V136L117 135V134H119V133H115V132H113L112 131ZM111 133V134H112ZM121 133V132H120ZM140 133V132H139ZM159 134H163V133H161V131L160 132H158ZM205 133V132H204ZM209 133V132H208ZM213 133V132H212ZM237 133V132H236ZM79 134V133H78ZM84 134V133H83ZM86 134V133H85ZM92 134V133H91ZM98 134V133H97ZM152 134V133H151ZM186 134V133H185ZM184 133H183V136L185 135ZM192 134H194V132H192ZM190 135V136H193V135ZM203 134V133H202ZM252 134V133H251ZM13 136V134H10V136ZM22 135V134H21ZM49 135V134H48ZM80 135H82V134H79V136ZM108 135H110V134H108ZM121 135V134H120ZM120 135H118L119 137H120ZM123 135V134H122ZM125 135V134H124ZM166 135V134H165ZM196 135V134H195ZM207 135V134H206ZM234 135V134H233ZM248 135V134H247ZM17 136V135H16ZM20 136V135H19ZM18 136V137H19ZM84 136H86V135H84ZM91 136V135H90ZM90 136H88V138L89 139H91L90 138ZM100 136V135H99ZM112 136V135H111ZM110 136V137H111ZM115 136H112V139H114V137ZM156 136V135H155ZM166 136H168V135H166ZM173 136V135H172ZM171 136V137H172ZM189 136V135H188ZM209 136V135H208ZM228 136V135H227ZM81 137V136H80ZM119 137H115L116 139L117 138H119ZM169 137V136H168ZM194 137V136H193ZM229 137V136H228ZM234 137H236L235 135H234ZM234 137H232V138H227V141H226V139L224 138V140H223V142H224V145H222L223 147L226 145L228 148H229V146L230 145H234L235 143H234V141L232 140V139H235ZM248 137V136H247ZM251 137H253L252 135H251ZM1 138V137H0ZM14 138V139H13ZM12 139L13 140H15L16 139V137H13ZM105 138V137H104ZM109 138V137H108ZM123 138V137H122ZM150 138V137H149ZM164 138V137H163ZM170 138V137H169ZM168 138V139H169ZM173 138V137H172ZM206 138V137H205ZM213 138V137H212ZM222 138H223V136H222ZM237 138V137H236ZM255 138V137H254ZM255 138V139H256ZM88 139V140H89ZM157 139V138H156ZM167 139V140H168ZM174 139V138H173ZM201 139V138H200ZM208 139V138H207ZM215 139V138H214ZM228 139H231V140H228ZM252 139V138H251ZM254 139V140H255ZM12 140V141H13ZM51 140V141H52ZM61 140H63V139H61ZM106 140H107V138H106ZM122 139L120 138V141H121ZM158 141H159V139H157ZM178 140V139H177ZM247 140V139H246ZM50 141V140H49ZM90 141V140H89ZM88 141V142H89ZM108 141V140H107ZM110 141V140H109ZM112 141V140H111ZM115 141V140H114ZM117 141V140H116ZM170 141V140H169ZM228 141H229V143H228ZM231 141H233V143L234 144H232L231 143ZM235 141H236V139H235ZM243 141V140H242ZM245 141V140H244ZM248 141H250V140H248ZM253 141V140H252ZM256 141V140H255ZM127 142V141H126ZM161 143H160V146H162L163 145V142L162 141H160ZM184 142V141H183ZM186 142H188L189 143V138H188V140L186 141ZM217 142V141H216ZM222 142V141H221ZM225 142H227V144H230L229 146L227 145V144H225ZM247 142V141H246ZM16 143H17V141H16ZM91 143V142H90ZM90 143H89V145H90ZM116 144L117 143H119V141L118 142H115ZM122 143V145L124 144L123 143V140L119 143V144H121ZM158 143V142H157ZM199 143V142H198ZM201 143V142H200ZM213 143V142H212ZM250 143H251V141H250ZM9 144V143H8ZM14 144H15V142H14ZM49 144V143H48ZM48 144H47V146H48ZM100 144V143H99ZM112 144V143H111ZM168 144V143H167ZM166 144V145H167ZM210 144V143H209ZM246 144V143H245ZM244 144V145H245ZM10 145V144H9ZM50 145V144H49ZM51 145V146H52ZM66 145V144H65ZM91 145H92V143H91ZM170 145V144H169ZM188 145V144H187ZM200 145V144H199ZM221 145V144H220ZM239 145V144H238ZM252 145V146H253ZM2 146H4V147H2ZM17 146V145H16ZM21 146V145H20ZM51 146H50V149H51ZM71 146H72V144H71ZM69 147L68 146V148H73V147ZM94 146V145H93ZM101 146H102V144H101ZM118 146V145H117ZM120 146V145H119ZM165 146V145H164ZM179 146V145H178ZM189 146H190V144H189ZM196 146V145H195ZM207 146V145H206ZM212 146V145H211ZM226 146H225V148H226ZM8 147V146H7ZM5 145H2L1 144V146H0V212H2V215H0L1 217H3L4 218V220H1V219H3V218H1L0 219V221H1V223H0V227H2L1 225H3V227H4V224H7L8 223V221L10 220L9 218H12V220H10L11 221V223L9 222L8 224H7V226L8 225H11V226H9V227H12V225H14L15 223H16V225L18 224V227H19V229H20V227H23L24 228V226L26 225L25 224V218L26 219H29V218H31V215L32 214H34V213H31V215H30V213H29V208L28 207H30V209H32V210H34L35 211V214H36V212L37 213H39L40 215V222H39V224H37L38 222H36L37 221V219L36 218H34V217H38V215H33L32 216V218H34L33 219V221H31V222H33L32 224H35L36 226L38 225V228L39 229H41L40 227L42 226V224H43V228H44V226H45V228H50L48 231H44V232H49L48 234H44L43 233V235H48V236H51L52 235V237H53V234H56L57 235V233L58 232H56V230H57V228H56V226H58V229H61V214H60V212H58L57 211V209L55 208V204L53 205L54 206V208L52 207H49L48 206V208L46 207V208H42V209H39L38 207H33V205H34V203H32V202H30L29 200L30 199H27V198H25V197H23V196H21V185L19 186L18 184V187H20V188H18L17 186H15V179H16V181H19V180H17V178H18V176L19 175H22L21 173L23 172H21V170H20V168L17 166V164H16V160H17V158H16V155H18V153L16 154L15 152L17 151L18 152V149H16L14 146V148L16 149V150H9V148H7ZM10 147V146H9ZM59 147H61L62 148V146H59ZM64 147V146H63ZM66 147V146H65ZM64 147V148H65ZM97 147H99V145L97 146ZM123 147V146H122ZM171 147V146H170ZM174 147V146H173ZM215 147V146H214ZM221 147V146H220ZM237 147V145L236 146H230V149H233L234 150V148H236ZM244 147V146H243ZM242 147V148H243ZM247 147V146H246ZM245 147V148H246ZM248 147H251V144H250V146H248ZM19 148V147H18ZM21 148H23L22 146H21ZM60 148V149H61ZM92 148V147H91ZM90 148V149H91ZM119 148V147H118ZM125 148V147H124ZM162 148V147H161ZM175 148V147H174ZM173 148V149H174ZM224 148V149H225ZM228 148H226L225 149V152H226V154H227V157L226 158H230L231 156H233V155H235V153H236V151H231V152H233L234 154L233 155H231V156H229L228 157V152L226 151ZM252 148V147H251ZM250 148V149H251ZM254 148V147H253ZM8 149V150H7ZM67 149V148H66ZM74 150H75V148H73ZM79 149V148H78ZM89 149V148H88ZM92 149H98V148H92ZM163 149V148H162ZM187 149H189V148H187ZM222 149V148H221ZM248 149V148H247ZM102 150H104V149H102ZM129 150V149H128ZM169 150H170V148H169ZM236 150V149H235ZM56 151H57V149H56ZM79 151H81V149L79 150ZM93 151V150H92ZM109 151H111V150H109ZM173 151V150H172ZM192 151V150H191ZM196 151V150H195ZM219 151V150H218ZM223 153H224V150H221ZM229 151V150H228ZM249 151H252V152H254L252 149L251 150H249ZM62 152V151H61ZM64 152V151H63ZM94 152V151H93ZM108 152V151H107ZM113 152V151H112ZM112 152H110L109 154H111L112 155ZM123 152V151H122ZM157 152H158V150H157ZM163 152H164V150H163ZM176 152V151H175ZM183 152V151H182ZM209 152V151H208ZM245 152H247V151H245ZM256 152H254L255 153V156H256ZM73 153V152H72ZM75 153V152H74ZM83 153V152H82ZM96 153V152H95ZM94 153V154H95ZM97 153H98V151H97ZM97 153L95 154V155H97ZM119 153V152H118ZM125 153V152H124ZM192 153H194L193 151H192ZM219 153V152H218ZM229 153H230V151H229ZM257 153V154H258ZM107 154V153H106ZM113 154H114V152H113ZM158 154V153H157ZM172 154V153H171ZM197 154H199V153H197ZM245 154V153H244ZM243 154V155H244ZM253 154V153H252ZM66 155H67V153H66ZM76 156H77V154H75ZM74 155V156H75ZM85 155V154H84ZM101 155V154H100ZM99 155V156H100ZM116 155V154H115ZM125 155V154H124ZM128 155V154H127ZM161 155V154H160ZM176 155V154H175ZM186 155V154H185ZM223 155H225V153L223 154ZM248 155V154H247ZM63 156V155H62ZM75 156V157H76ZM80 156V155H79ZM98 156V155H97ZM98 156V157H99ZM104 156V155H103ZM107 156V155H106ZM105 156V157H106ZM161 156H163V155H161ZM172 156V155H171ZM178 156V155H177ZM191 156V155H190ZM195 156H197V155H195ZM217 156V155H216ZM226 156V155H225ZM238 156H239V153H238ZM253 156V155H252ZM252 156H251V154H249V161H251V160H253V159H251L252 158ZM254 156V157H255ZM55 157H57V156H55ZM69 157V156H68ZM97 157V158H98ZM174 157V156H173ZM219 157V156H218ZM234 157V156H233ZM232 157V158H233ZM244 157V156H243ZM251 157V158H250ZM253 157V158H254ZM257 157H259V158H261L260 156H256V158ZM66 157H64V159H65ZM77 158H78V156H77ZM76 158V159H77ZM79 158H81V157H79ZM100 158H101V156H100ZM115 158V157H114ZM157 158V157H156ZM161 158V157H160ZM159 158V159H160ZM168 158V157H167ZM220 158V157H219ZM225 158V157H224ZM225 158V159H226ZM231 158V159H232ZM236 158H237V156L235 157V159L233 158V160H231L230 159V161H234L235 162V160H236ZM239 158V157H238ZM237 158V159H238ZM245 158V157H244ZM7 159V160H6ZM50 159H51V157H50ZM70 159V158H69ZM105 159V158H104ZM130 159V158H129ZM137 159V158H136ZM158 159V160H159ZM223 159V158H222ZM221 159V160H222ZM224 159V160H225ZM248 159V158H247ZM262 159V158H261ZM261 159H259L260 161H261ZM264 159V158H263ZM23 160V159H22ZM24 160H26V159H24ZM83 160V159H82ZM109 160V159H108ZM163 160V159H162ZM174 160V159H173ZM191 160V159H190ZM196 160V159H195ZM221 160H219V161H221ZM227 161H228V163H229V165H231V164H233V162L231 163L230 161H229V159H226ZM245 160V159H244ZM256 161H258L257 159H255ZM27 161V160H26ZM48 161H49V159H48ZM78 161H80V160H78ZM85 161V160H84ZM90 161H92V160H90ZM101 161V160H100ZM117 161V160H116ZM123 161V160H122ZM135 161V160H134ZM142 161H143V159H142ZM197 161V160H196ZM218 161V160H217ZM237 161V160H236ZM240 161V160H239ZM249 161L247 160V162L249 163ZM256 161H254V162H252L251 161V165H250V167L249 166H247L249 169L251 168V170L254 172L253 174H255L256 175V173H257V171H258V173H259V171H261V172H263L264 173V170H261V166L260 165H257V163H256ZM63 162V161H62ZM81 162V161H80ZM86 162L88 163V165H90L89 164V162H88V159L86 160ZM94 162H96V161H94ZM94 162H93V164H94ZM109 162H110V160H109ZM125 162V161H124ZM158 162V161H157ZM163 161H161L160 160V164L162 163ZM171 162V161H170ZM194 162V161H193ZM241 162V161H240ZM243 162V161H242ZM261 162H264V161H261ZM9 163L10 164H12L13 165V167L12 168H8V165H9ZM84 162H82V164H83ZM104 163H106V162H104ZM103 163V164H104ZM108 163V162H107ZM129 163V162H128ZM133 163V162H132ZM136 163V162H135ZM134 163V164H135ZM163 163H165V162H163ZM173 163H175L174 161H173ZM221 163H223V161L221 162ZM225 163H227V162H224V164H222L223 166H221L223 169H224V165H225ZM247 163V164H248ZM27 164H28V162H27ZM86 164V163H85ZM84 164V165H85ZM96 164V163H95ZM123 164V163H122ZM158 164V163H157ZM156 164V165H157ZM183 164V163H182ZM181 164V165H182ZM254 164V165H253ZM258 164H260V163H258ZM263 164V163H262ZM29 165V164H28ZM31 165V164H30ZM52 165V164H51ZM79 165V164H78ZM81 165L82 166V168H83V170H85L86 168H85V166L86 167H88L87 165ZM109 165V164H108ZM114 165V164H113ZM125 165V164H124ZM155 165V166H156ZM161 165H163V164H161ZM160 165V166H161ZM185 164H183V166H184ZM227 165V164H226ZM228 165V166H229ZM253 165V166H252ZM255 165H257V167L255 166ZM33 166V165H32ZM111 166V165H110ZM123 166V165H122ZM135 166V165H134ZM133 166V167H134ZM170 166H173L172 164H170ZM192 166V165H191ZM198 166V165H197ZM214 166H216V165H214ZM226 166L227 167V169H225V170H227V171H225L226 173L228 172V168H229V170L231 169V167L229 166ZM232 166V169L234 168V164L233 165H231ZM243 166H246V161H244L243 162ZM256 168H255V167ZM260 166V167H259ZM37 167V166H36ZM36 167H35V169H36ZM75 167V166H74ZM73 167V168H74ZM106 167V166H105ZM113 167V166H112ZM115 167V166H114ZM129 167V166H128ZM127 167V168H128ZM141 167V166H140ZM162 167V166H161ZM164 167H166L165 165H164ZM175 167V166H174ZM179 167H181V166H178V168ZM194 167H195V165H194ZM193 167V168H194ZM201 167V166H200ZM218 167V170H221L220 169V167H219V165L217 166ZM237 166H235V169H238V170H240V168H242V167H237ZM246 167V168H247ZM258 167H259V169H258ZM72 168V169H73ZM135 168V167H134ZM136 168H139L138 167V165H136ZM135 168V169H136ZM154 168V167H153ZM155 168H157V166L155 167ZM159 168V167H158ZM167 168H168V166H167ZM167 168H165V169H167ZM173 168V167H172ZM171 168V169H172ZM183 168V167H182ZM182 168H180V169H182ZM197 168V167H196ZM215 168V167H214ZM214 168H212V170L214 169ZM252 168H255L254 170L256 171H254ZM88 169V168H87ZM89 169H91V168H89ZM96 169V168H95ZM95 169H93L92 171H94ZM102 169V168H101ZM107 169V168H106ZM162 169V168H161ZM170 169V168H169ZM174 169V168H173ZM187 168H185L184 170L185 171H187L186 170ZM192 169V168H191ZM198 169V168H197ZM209 169V168H208ZM231 169V170H232ZM235 169H233L232 171L230 170V173L228 172L227 173V175L228 174H231V176H233L232 177V180H231V183H236V181L238 180L239 181V178L241 177H236V178H238L237 180H234V175H235ZM243 169V168H242ZM245 169V168H244ZM258 169V170H257ZM17 170H20V172L21 173H17ZM24 170V169H23ZM43 170V169H42ZM76 170V169H75ZM97 170V169H96ZM124 170H126L125 168H124ZM157 170V169H156ZM159 170V169H158ZM157 170V171H158ZM162 170H164V169H162ZM161 170V171H162ZM194 170V169H193ZM248 170V169H247ZM88 171V170H87ZM90 171V170H89ZM88 171V172H89ZM109 171V170H108ZM117 171V170H116ZM120 171V170H119ZM122 171V170H121ZM132 171V170H131ZM185 171H183L184 173H185ZM197 171V170H196ZM223 171V170H222ZM250 171V170H249ZM28 172V171H27ZM83 172V171H82ZM91 172V171H90ZM96 172V171H95ZM94 172V173H95ZM155 172V171H154ZM160 172V171H159ZM159 172H158V174H159ZM165 172H167V173H164V172H162V173H164L163 174V176H165V174H168V172L169 171H165ZM225 172H221V171H219V173H221V179H222V177H223V179L225 178V180H221L220 179V177L216 174V176L217 177H219V179L217 178V180H219L220 182H218L217 180H216V178H215V180L217 181V185H218V183H220L218 186H216V188H219L220 186H223V185H226V184H223V182L225 181L226 183H228L229 182V180H226L227 179V175H226V173ZM233 172H234V175H232L233 174ZM238 172V171H237ZM239 172H241V171H239ZM239 172L237 173V174H239ZM244 172V171H243ZM243 172H241V174H243L244 175V173ZM79 173V172H78ZM94 173H93V175H94ZM110 173V172H109ZM132 173H134V172H132ZM173 173V172H172ZM183 173V174H184ZM187 173V172H186ZM185 173V174H186ZM222 173H224L225 174V176H222L223 174ZM247 173V172H246ZM30 174V173H29ZM38 174V173H37ZM83 174H85V173H83ZM86 174H87V172H86ZM89 174H91V173H89ZM146 174V173H145ZM150 174V173H149ZM174 174V173H173ZM184 174V175H185ZM215 174V173H214ZM236 174V175H237ZM240 174V175H241ZM249 174V176H250V173H248ZM24 175V174H23ZM22 175V176H23ZM25 175H26V173H25ZM24 175V176H25ZM36 175V174H35ZM92 175V176H93ZM155 175V174H154ZM153 175V176H154ZM162 175V174H161ZM170 175V174H169ZM182 175V174H181ZM187 175V174H186ZM211 175H213V172H212V174ZM235 175V176H236ZM247 175V174H246ZM258 175L259 174H257L256 176L257 177H253L252 175L250 176L251 178H253L252 179V181H254V182H257L258 180L257 179H255L254 180V178H258ZM262 175V174H261ZM16 178H15V177ZM22 176H20L22 179L24 178V177H22ZM32 176V175H31ZM89 176V175H88ZM95 176V175H94ZM99 176V175H98ZM121 176V175H120ZM168 176V175H167ZM171 176V175H170ZM173 176V175H172ZM206 176V175H205ZM230 176V175H229ZM28 177V175L26 176V178ZM34 177V176H33ZM32 177V178H33ZM37 177H38V175H37ZM131 177V176H130ZM162 177V176H161ZM169 177V176H168ZM177 176H174V178H175V180L177 181L179 178L177 177ZM247 177V179H248V175L246 176ZM246 177H245V179H246ZM36 178V177H35ZM35 178H33V179H35ZM39 179H40V177H38ZM37 178V180H39ZM68 178V177H67ZM82 178H84L83 176H82ZM95 178H97V176L95 177ZM94 178V179H95ZM132 178V177H131ZM172 178V177H171ZM171 178H169V179H171ZM184 178H186L185 176H184ZM230 178V177H229ZM228 178V179H229ZM259 178H261V180L263 181V179H264V176L262 175L261 177H259ZM22 179L20 180L21 182H22ZM25 179V178H24ZM23 179V180H24ZM28 179V178H27ZM26 179V181L25 182H22V183H26L28 180ZM30 179V182H31V178H29ZM86 180H89V179H87V177L85 178ZM84 179V180H85ZM151 179V178H150ZM154 178H152V181H154L153 180ZM159 179H160V181H161V179L162 178H160V175H159ZM168 179V180H169ZM213 179V178H212ZM212 179H210V180H212ZM240 179H243V180H245L244 179V177L243 178H240ZM246 179V180H247ZM250 179V178H249ZM36 180V181H37ZM102 180V179H101ZM101 180L99 179V181L101 182ZM165 180V179H164ZM164 180H162V181H164ZM188 180V179H187ZM214 179H213V181H215ZM242 180V181H243ZM245 180V181H246ZM96 181H98L97 179H96ZM95 180H94V182H95V184L96 183H98V182H96ZM132 181H134V179H132ZM151 181V182H152ZM167 181V180H166ZM171 181V180H170ZM213 181H212V184H213ZM215 181V182H216ZM233 181V182H232ZM251 181V182H252ZM21 182H18V183H21ZM34 182V181H33ZM77 182V181H76ZM88 182V181H87ZM91 182H93V181H91ZM99 182V183H100ZM125 182V181H124ZM129 182H131V180L129 181ZM128 182V183H129ZM150 182V181H149ZM172 182H174V181H172ZM210 182V181H209ZM247 182V181H246ZM250 182V180H248V182L247 183H249ZM249 183V185L251 184L252 185V183ZM253 182V183H254ZM36 182H34V184H35ZM40 183V182H39ZM38 182L36 183V185L37 184H39ZM49 183V182H48ZM66 183V182H65ZM78 183V182H77ZM76 183V184H77ZM123 183V182H122ZM127 183V182H126ZM153 183V182H152ZM154 183H155V181H154ZM160 183V182H159ZM162 183V182H161ZM177 183V182H176ZM234 183V186L236 185V187H240L241 189H243V191L244 190H246V189H248L247 187H248V185H247V183H244V181H243V183H244V186H245V184L247 185V187H246V189H244L243 188V185H241V180L239 181V186H238V182L235 184ZM242 183V184H243ZM261 183H263V182H261ZM261 183H258L257 182V184H261ZM24 184H22V185H24ZM28 184V185H27ZM33 184V185H34ZM50 184V183H49ZM90 185V183H86V185ZM93 184V183H92ZM91 184V185H92ZM101 184V183H100ZM131 184H132V182H131ZM133 184H134V182H133ZM144 184V183H143ZM170 184V183H169ZM210 184H211V182H210ZM215 183L213 184L214 186L216 185ZM257 184H256V186H257ZM25 185H27V186H25V187H27L28 188V191L30 190V192H28V193H32L33 194V191H31V188H32V186H31V188L29 189V185H30V183H26ZM35 185V186H36ZM40 185H43V183L42 184H40ZM73 185V184H72ZM80 185H82V183L80 184ZM117 185H119V184H117ZM154 185L155 184H153L152 186L154 187ZM162 185H163V183H162ZM166 185H167V183H166ZM171 185V184H170ZM172 185H173V183H172ZM171 185V186H172ZM174 185H175V183H174ZM227 185H229V183L227 184ZM226 185V187L228 188L229 186H227ZM262 185V184H261ZM39 186V185H38ZM45 188L47 187V184H45V185H43ZM57 186V185H56ZM56 186H54V187H56ZM76 186V185H75ZM83 186V185H82ZM96 186H98L99 187V184L97 185L96 184ZM170 186V187H171ZM230 186H232V184L230 185ZM259 186V185H258ZM257 186V187H258ZM263 186H264V184H263ZM16 187L18 188V191L20 190V193L19 192H17V189H16ZM24 187V186H23ZM22 187V188H23ZM49 187V186H48ZM51 187V186H50ZM53 187V188H54ZM77 187H79V185H77ZM89 187V186H88ZM91 187V186H90ZM89 187V190L91 189ZM93 187V186H92ZM94 187H95V185H94ZM129 188H130V185L128 186ZM147 187V186H146ZM164 187V186H163ZM169 187V188H170ZM224 187V189H225V186H223ZM254 187H255V184L254 185H252V190L254 189ZM256 187V188H257ZM33 188H34V186H33ZM83 188V187H82ZM97 187H95V189H96ZM102 187L100 186V189H101ZM128 188V189H129ZM148 188V187H147ZM221 189H223L222 187H220ZM232 188V191H230V189ZM235 188V187H234ZM255 188V190L253 191L254 193H256L255 191H257V194H258V192L260 193V191H259V188H262V189H260V190H262L261 192H263L264 191V187H258V189H256ZM35 189V188H34ZM33 189V190H34ZM57 189V188H56ZM59 189V188H58ZM57 189V190H58ZM99 189V188H98ZM103 189V188H102ZM123 189V188H122ZM131 189V188H130ZM166 189V188H165ZM170 189H172V188H170ZM229 189V188H228ZM227 189V190H228ZM230 189H229V191L231 192V193H233V195L234 196H237V195H239L238 196V198L240 197V199H242V200H240V199H238L237 200V202L239 201V203L241 202L242 204H244V206H246L245 204L246 203H243V200H245L246 198L245 197H247L248 195L250 196V195H252V194H248V192H247V190L245 191V192H243L241 189V191H238V193H237V191L235 192V194H234V189H233V187H230ZM239 189V188H238ZM237 189V190H238ZM24 189H22V192H24L23 191ZM27 189H25V192H27L26 191ZM48 190V189H47ZM72 190V189H71ZM108 190V189H107ZM127 190V189H126ZM144 190H145V188H144ZM192 190V189H191ZM190 190V191H191ZM217 190V189H216ZM235 190H236V188H235ZM35 191V190H34ZM36 191H37V189H36ZM63 191V190H62ZM66 191V190H65ZM78 191V190H77ZM165 191V190H164ZM207 191H209V190H207ZM221 191V190H220ZM25 192H24V194H25ZM38 192H42V191H39L38 190ZM69 192V191H68ZM81 192V191H80ZM86 192V191H85ZM90 192H92V195H93V192H95L94 190H90ZM96 192H98V191H96ZM100 192V191H99ZM143 192V191H142ZM171 192V191H170ZM169 192V193H170ZM210 192V191H209ZM240 192V193H239ZM241 192H243L242 194H241ZM43 193H46V191L44 192H42V193H40V194H43ZM48 193V192H47ZM63 193V192H62ZM101 194H102V192H100ZM166 193V192H165ZM168 193V192H167ZM247 193V194H246ZM249 193H251V190L249 189ZM27 194V193H26ZM31 194V195H32ZM84 194V193H83ZM87 195L89 194V193H86ZM95 195H97V194H99V193H94ZM122 194H123V192H122ZM142 194V193H141ZM145 194H146V192H145ZM171 194V193H170ZM175 194V193H174ZM190 194V193H189ZM189 194L187 195V196H189ZM196 194V193H195ZM214 194H215V192H214ZM219 194V193H218ZM237 194V195H236ZM241 194V195H240ZM245 194H246V196H245ZM256 194V195H257ZM261 194V193H260ZM264 193H262L261 195H260V197L261 198H264V196L262 197V195H263ZM28 196V197H31L32 199H33V195L32 196ZM35 195V194H34ZM49 195V194H48ZM64 195V194H63ZM100 195V194H99ZM104 195V194H103ZM125 195V194H124ZM140 195V194H139ZM148 195V194H147ZM177 195H178V193H177ZM197 195V194H196ZM196 195H194V196H196ZM208 195H211V194H209L208 193ZM228 195V194H227ZM230 195V194H229ZM227 196V197H229L230 198V196ZM232 194H231V196H233ZM40 196H42V195H40ZM39 196V197H40ZM44 196H46V195H44ZM44 196H42V198L44 197ZM50 196V195H49ZM49 196H47V197H49ZM72 196V195H71ZM86 196V195H85ZM90 196V195H89ZM94 196V195H93ZM168 196H169V194H168ZM175 196V195H174ZM186 196V197H187ZM190 196H192V195H190ZM211 196H213V195H211ZM221 196H224V195H222V193H221ZM220 196V197H221ZM243 196V197H242ZM245 196V197H244ZM254 194H253V199H254V203H252V206L256 203V201L258 202V200L260 199L261 200V198H259V199H257L256 200V198H258L259 197V194H258V196H255V198H254ZM35 197H36V195H35ZM34 197V198H35ZM46 197V198H47ZM52 197V196H51ZM97 197L98 196H95V198L97 199ZM102 197H105V196H101L100 198H102ZM107 197H109V196H107ZM148 197V196H147ZM199 197V196H198ZM210 196H208L207 198H209ZM218 197V196H217ZM217 197H214V198H217ZM251 197V196H250ZM250 197H248V199L250 198ZM37 198V200L39 199L38 198V196L36 197ZM41 198V197H40ZM45 198V197H44ZM94 198V197H93ZM94 198V199H95ZM106 198V197H105ZM170 198V197H169ZM178 198V197H177ZM193 198L194 197H192V200L190 201V197H188V198H186V199H184V202L185 203H189V202H191L192 203V201H193ZM195 198H197V196L195 197ZM194 198V200H196L194 203L196 204L197 203V199H195ZM207 198H206V200H207ZM211 198V197H210ZM235 197H232V198H230V202L232 203V201H234V200H232L231 201V199H234ZM252 198V197H251ZM31 199V200H32ZM51 199V198H50ZM107 199V198H106ZM147 199V198H146ZM188 199H189V201H188ZM221 199H223V198H221ZM237 199V197L235 198V200ZM248 199L245 201V202H247L248 201ZM36 199H34V201H35ZM42 200V199H41ZM82 200V199H81ZM100 200V199H99ZM103 200H104V198H103ZM167 200V199H166ZM186 200V201H185ZM210 200V199H209ZM214 200H216V199H214ZM213 200V201H214ZM218 203H220V199L218 198ZM251 200V199H250ZM249 200V201H250ZM260 200H259V202H260ZM39 201V200H38ZM43 201H45L46 202V199L45 200H43ZM51 201H52V199H51ZM50 201V203H53V202H51ZM54 201V200H53ZM79 201V200H78ZM96 201V200H95ZM108 201V199L104 202V203H106ZM138 201V200H137ZM170 200H168V202H169ZM172 201V200H171ZM208 201V200H207ZM206 201V202H207ZM210 201H212V200H210ZM210 201H208V203L209 204H211V202ZM228 201V200H227ZM226 201V202H227ZM262 201V203H264L263 202V200H261ZM56 202V201H55ZM72 202V201H71ZM101 202V201H100ZM103 202V201H102ZM109 202H110V198H109ZM107 203V204H104L105 205V207H108V206H110V205H112L111 203ZM167 202V201H166ZM215 203H217L216 201H214ZM214 202H212V203H214ZM225 202V203H226ZM229 202V203H230ZM251 202H252V200H251ZM39 203H40V201H39ZM48 203H49V201H48ZM139 203V202H138ZM137 203V204H138ZM170 203V202H169ZM190 203V204H191ZM207 203V204H208ZM228 203V204H229ZM234 203L236 204V201H234ZM248 203V202H247ZM262 203H260L259 204V206L261 207V204ZM47 204V203H46ZM171 204V203H170ZM175 204V203H174ZM184 204V203H183ZM207 204H206V206H207ZM227 204V205H228ZM241 204V205H242ZM250 204V203H249ZM51 205V204H50ZM107 205V206H106ZM114 205V204H113ZM113 205L111 206V207H113ZM188 205V204H187ZM186 205V206H187ZM192 205V204H191ZM196 205H198V204H196ZM214 205V204H213ZM213 205H211V206H213ZM220 205V204H219ZM230 206H231V204H229ZM256 205H257V203H256ZM89 206V205H88ZM184 206H185V204L183 205V208H184ZM185 206V207H186ZM189 206V205H188ZM187 206V207H188ZM193 206V208L192 207H190L191 209H192V211H193V209H194V204L192 205ZM205 206V207H206ZM210 206V205H209ZM243 206V205H242ZM242 207V210H241V208H238V206H237V208L238 209H240L239 211H241L240 212V214H241V216H239V215H237L238 213H239V211H238V209H236L237 211L236 212H232L234 209H233V207L231 208V209H233L232 211H231V209H230V207L228 208L230 211H228V212H232L231 214H236V215H234L235 216V219L237 218V216L240 218V217H242L243 219H248L249 218V216H250V214H248V209L250 208V206L248 207V209L246 210V207ZM262 206H264V205H262ZM32 207V208H31ZM42 207H44V206H42ZM141 207V206H140ZM208 207V206H207ZM221 207V209H223L222 208V206H220ZM254 207V206H253ZM256 207H258V206H256ZM58 208V207H57ZM109 208V207H108ZM135 208H136V206H135ZM138 208V207H137ZM189 208V209H190ZM216 208V207H215ZM252 208V207H251ZM262 208H264V207H262ZM148 209V208H147ZM196 209V208H195ZM194 209V210H195ZM207 209H209V208H207ZM139 210H141V208H139ZM197 210V213H198V217H201L200 216V212H202V210L200 209V207L199 208H197L196 209ZM210 210V209H209ZM213 210V209H212ZM216 210V209H215ZM224 210V209H223ZM223 210H221V212L223 211ZM252 213L254 214V208H252ZM264 209H262V211H263ZM137 211V210H136ZM185 211H187V210H185ZM191 211V212H192ZM227 211V210H226ZM235 211V210H234ZM257 211V210H256ZM258 211H260V209L258 210ZM262 211L260 212V213H262ZM30 212H32L31 210H30ZM140 211H138L137 213H135L136 215L135 216H137V214H141V213H139ZM196 212V211H195ZM209 212V211H208ZM221 212L219 211V213H220V215H221ZM227 212V213H228ZM264 212V211H263ZM144 213V212H143ZM197 213H193V214H191V215H193V216H195V214H197ZM218 213V214H219ZM251 213V212H250ZM251 213V214H252ZM1 214V213H0ZM3 214H4V216L6 217H9V218H7V220H6V218L3 216ZM11 214L13 215V216H17L16 217V221L17 220H20L19 221V223H17L16 221H15V223H14V219H13V216L12 217H10L11 216ZM71 214V213H70ZM90 214V213H89ZM100 214V213H99ZM172 214V213H171ZM208 214V213H207ZM217 214V213H216ZM225 214V213H224ZM230 213H229V216L231 215ZM253 214L250 216L251 218H252V216H253ZM264 214V213H263ZM19 215H21L22 216V218H21V216H19ZM139 215L136 217V218H139ZM203 215H205V214H203ZM220 215H218V216H220ZM223 215V214H222ZM261 215V214H260ZM91 216V215H90ZM171 216V215H170ZM173 216V215H172ZM213 216V215H212ZM227 216V215H226ZM228 216V217H229ZM232 216V218L234 217L233 215H231ZM19 217H20V219H19ZM23 217H25L24 219H23ZM70 217H72V216H70ZM74 217V216H73ZM178 217V216H177ZM190 217V216H189ZM203 217V216H202ZM254 217V221H255V219L256 218H258L257 216H256V212H255V216H253ZM256 217V218H255ZM262 217V216H261ZM264 217V216H263ZM31 218V219H32ZM170 218H172V217H170ZM190 218H192V217H190ZM196 218L197 217H195L194 219L195 220H193V221H196L197 222V220H196ZM215 218V217H214ZM219 218V217H218ZM231 218V217H230ZM24 221H23V220ZM36 219V220H35ZM140 219V218H139ZM201 219V218H200ZM227 218H225V220H226ZM238 219V218H237ZM259 219V218H258ZM21 220L24 222H22L23 224H25V225H23V226H21L22 225V223L20 224V222H21ZM35 220V221H34ZM74 220H76V219H74ZM136 220H138V219H136ZM151 220L152 219H150V224L153 222V220H152V222H151ZM198 220H199V218H198ZM202 220V219H201ZM215 220V219H214ZM242 220V219H241ZM251 221V220H253V219H248V221ZM257 220V219H256ZM262 220H264V218L262 219ZM7 221V223H4V222H6ZM38 221H39V217H38ZM73 221V220H72ZM93 221V220H92ZM96 221V220H95ZM139 221H141V220H139ZM155 221V220H154ZM193 221H191L190 220V222H192V223H194ZM200 221V220H199ZM199 221H198V223H199ZM232 221V220H231ZM234 221V220H233ZM253 221V222H254ZM35 222V223H34ZM83 222V221H82ZM98 222V221H97ZM171 222H172V219H171ZM179 222V221H178ZM190 222H188V223H190ZM205 222V221H204ZM225 222V221H224ZM238 222V221H237ZM246 222V221H245ZM255 222H258V221H255ZM261 222V221H260ZM2 223H4V224H2ZM27 225H29V220H27ZM76 223V222H75ZM154 223L155 222H153L151 225H149L148 227H149V229L151 228L152 229V227H154L155 225H154ZM225 223H227V221L225 222ZM229 223H232V222H230L229 221ZM246 223H249V222H246ZM251 223V222H250ZM19 224H20V226H19ZM73 224V223H72ZM76 224H78V223H76ZM75 224V225H76ZM80 225L79 226H82V225H84V223L83 224H81V223H79ZM88 224V223H87ZM94 224V223H93ZM112 224V223H111ZM172 224H174V222H172ZM178 224H181V223H178ZM187 223H185V225H186ZM191 224V223H190ZM190 224H188V226L190 225ZM202 224H204V223H202ZM205 224H207V223H205ZM224 224V223H223ZM235 224V223H234ZM236 224H238V223H236ZM257 224V223H256ZM255 224V225H256ZM31 225V224H30ZM30 225L28 226V227H30ZM74 224H73V226H75ZM89 225V224H88ZM88 225H84V226H86V229H85V227H84V229L83 230H87V227L89 228L90 226H88ZM192 225V224H191ZM208 225V224H207ZM231 224H229V226H230ZM245 225H247V224H244L242 227L244 228L245 227V229H248V226L250 225V224H248V226H245ZM252 225V224H251ZM260 225V224H259ZM259 225H257L259 228H260V226ZM32 227H30V228H33L34 230H31L30 228V230L32 231V233H34L33 231H37L38 230V228L36 227V226H34V225H31ZM48 226V227H47ZM51 226H53L52 228V230H54V226H55V232L53 231H50L51 230ZM78 226V225H77ZM150 226H152V227H150ZM183 226V225H182ZM187 226V225H186ZM193 226H194V224H193ZM196 226H197V223H196ZM202 226V225H201ZM224 227L225 226H227V227H225V228H231V226L230 227H228V224L227 225H223ZM223 226H221L220 225V228H221V230L223 229ZM235 226V225H234ZM6 227V226H5ZM17 227V226H16ZM28 227L27 226H25V228H27V229H24V231L26 230V232L27 231H29V229H28ZM35 227H36V230H35ZM92 227V226H91ZM94 227V226H93ZM170 227V226H169ZM199 227V228H198ZM197 228L195 227V231L193 232L194 234H195V232H196V229H200L201 227L200 226H198ZM203 227H204V230H207V231H209L208 230V227L207 226H204L203 225ZM239 227V226H238ZM247 227V228H246ZM258 227H254L253 229H252V227H250L249 226V230H247V232H244L245 230L244 229H242L241 228V225H240V229L238 228V233H239V235L241 234V235H243L244 237V239H245V241H247V239L250 237V235L252 234V232H257V231H260V229L258 228ZM264 227V226H263ZM41 229L42 231L43 230H47V229ZM76 228V227H75ZM75 228H73L74 230H75ZM80 229H79V231H81V227H79ZM115 228V227H114ZM163 228V227H162ZM218 228H219V225H218ZM8 229V228H7ZM12 229V228H11ZM18 229V230H19ZM94 229H96V228H94ZM93 229V230H94ZM99 229V228H98ZM97 229V230H98ZM164 229V228H163ZM183 229H185V227L183 228ZM192 229H193V227H192ZM211 229V228H210ZM235 229H236V227H235ZM264 229V228H263ZM263 229H261V230H263ZM1 230V229H0ZM22 230V229H21ZM82 230V231H83ZM90 230H92V229H90L89 228V230H87V231H90ZM101 230V229H100ZM170 230V229H169ZM168 230V231H169ZM177 230H178V228H177ZM190 230V229H189ZM197 230V231H198ZM203 230V232L201 233V234H203L202 236H201V238H203L202 239V242H201V246H200V248H201V250L200 251H202L203 253H204V258H205V260H209V261H211L212 259H214V258H210V256H208V252H207V249H206V240H205V234H207L205 231ZM226 230H231V229H226ZM244 230V231H243ZM11 231V230H10ZM42 231H37V233L38 232H40V234L38 233V234H36V235H42L41 234V232ZM59 231V230H58ZM75 231H77V230H75ZM78 231V232H79ZM81 231V232H82ZM199 231H201V229L199 230ZM198 231V232H199ZM4 232V231H3ZM3 232L1 233L0 232V234L2 235V236H4L3 235ZM5 232L6 233H4V234H6V236H8L7 235V231L5 230ZM12 232H14V230L12 231ZM26 232L25 233H23V234H21V235H23L24 236V238H26L27 236H29V235H27L26 234ZM50 232L51 233H53V234H50ZM60 232H62V234L65 236V238H68V239H70L68 236H67V234L64 232V231H60ZM84 232V231H83ZM170 232V231H169ZM179 232V231H178ZM191 232V234H192V236L194 235L193 233ZM215 232V231H214ZM228 232L229 231H227L225 234V237H224V235H223V233H222V236L220 235V233L218 232H216V236H217V238H216V242L215 241H213L214 243H219V240H220V238L222 239H224V241H225V243H226V246H227V248H230L233 244H232V239H233V237L231 238V236H229L228 235ZM11 233V232H10ZM22 233V232H21ZM28 234L30 233V231L29 232H27ZM73 233H76V232H73ZM111 233V232H110ZM127 233V232H126ZM180 233V232H179ZM212 233H213V231H212ZM211 233V234H212ZM237 233V234H238ZM264 232H262V233H260V234H263ZM12 234V233H11ZM10 234V235H11ZM14 234V233H13ZM24 234H26V235H24ZM50 234V235H49ZM146 234V233H145ZM172 234V233H171ZM170 234V235H171ZM190 234V235H191ZM198 234V233H197ZM199 234H200V232H199ZM214 234V233H213ZM16 235V234H15ZM17 235H20V230H19V232H17ZM36 235L34 236V235H30L31 237H36ZM75 235H77V234H75ZM79 235V234H78ZM91 235V234H90ZM238 235V236H239ZM12 236V235H11ZM22 236V237H23ZM47 236V240L49 239L50 240V238ZM86 236V235H85ZM85 236H83V237H85ZM87 236H89V234L87 235ZM192 236H191V238H192ZM195 236H196V234H195ZM207 236V235H206ZM213 236V235H212ZM264 236V235H263ZM262 236V237H263ZM1 237V236H0ZM13 238H14V235L12 236ZM16 237V236H15ZM20 238H21V236H19ZM19 237L17 238V240L19 239ZM27 238V239H31L30 241L32 242V244H34L35 242V240L33 241V238ZM44 237V236H43ZM43 237H41L42 239H43ZM209 237V236H208ZM5 238V237H4ZM56 238V237H55ZM55 238H53V239H55ZM104 238V237H103ZM148 238H149V236H148ZM148 238L145 236V237H142V242H147L148 241ZM195 237H193L192 239H194ZM215 238V237H214ZM0 239H3V238H0ZM12 239V238H11ZM15 239V238H14ZM36 239V238H35ZM38 239V238H37ZM40 239V238H39ZM38 239V240H39ZM44 239H46L45 237H44ZM43 239V240H44ZM83 239H85V238H83ZM87 239H90V237L89 238H87ZM86 239V240H87ZM98 239V238H97ZM100 239V238H99ZM102 239V238H101ZM210 239V238H209ZM208 239V240H209ZM16 240V241H17ZM25 240V239H24ZM77 240H82V237H81V239L79 238L78 239V237H77ZM96 240V239H95ZM94 240V241H95ZM180 240V239H179ZM195 240V239H194ZM211 240H212V238H211ZM260 240V242L263 240L264 241V238H261V239H259ZM1 241V240H0ZM3 241H5V240H3ZM7 241V240H6ZM45 241V240H44ZM53 241H55L56 242V239L55 240H53ZM60 241V240H59ZM59 241L57 242V243H59ZM93 241V240H92ZM13 242H14V240H13ZM31 242H29L30 244H31ZM34 242V243H33ZM40 242H41V240H40ZM234 242V241H233ZM1 243V242H0ZM27 243V242H26ZM54 243V242H53ZM57 243H55V244H57ZM95 243V242H94ZM97 243V242H96ZM148 243V242H147ZM146 243V244H147ZM208 243V242H207ZM221 243V242H220ZM236 243H237V241H236ZM247 243V242H246ZM5 244V243H4ZM4 244H1V248L2 249H0V250H5V249H3V245ZM8 244V243H7ZM32 244H31V246H32ZM36 244H37V242H36ZM40 244V243H39ZM42 244H43V242H42ZM60 244V243H59ZM100 244H102V243H100ZM107 244V243H106ZM120 244V243H119ZM123 243H121V245H122ZM187 244V243H186ZM210 244V243H209ZM235 244V243H234ZM261 244H262V242H261ZM58 245V244H57ZM87 245V244H86ZM120 245V246H121ZM185 245V244H184ZM211 245V244H210ZM219 245V244H218ZM237 245V244H236ZM235 245V246H236ZM23 246V245H22ZM35 246H37V245H35ZM60 246V245H59ZM107 246V245H106ZM105 246V247H106ZM112 246V245H111ZM110 246V247H111ZM119 245H117V248H119L118 247ZM213 246V245H212ZM216 246V245H215ZM243 246V243H240V247H242ZM6 247V246H5ZM4 247V248H5ZM10 247V246H9ZM28 247V246H27ZM37 247H40L39 245L37 246ZM37 247L35 248H33L34 250H36L37 249ZM45 246H44V244H43V248H44ZM72 248H74V246H71ZM86 247V246H85ZM109 247V246H108ZM186 247V246H185ZM239 246L237 245L236 246V248L237 249H239L238 248ZM47 248V247H46ZM98 248V247H97ZM147 248H148V245H147ZM199 248V249H200ZM210 248V247H209ZM264 248V247H263ZM6 249H8V248H6ZM33 249H32V252H33ZM75 249V248H74ZM96 249V248H95ZM101 249H102V247H101ZM101 249L99 250V253H101ZM105 248H103V250H104ZM109 249V248H108ZM119 249H122V246L119 248ZM232 249V248H231ZM13 250V249H12ZM38 250V249H37ZM5 251H9L10 252V250H5ZM31 251V250H30ZM38 251H40V250H38ZM42 251V250H41ZM40 251V252H41ZM43 251H46V249L44 248L43 249ZM42 251V252H43ZM48 251V250H47ZM86 251V250H85ZM96 251V250H95ZM148 251L149 252H151V250H150V247H149V249H148ZM209 251V250H208ZM232 251V250H231ZM4 252V251H3ZM6 252V253H7ZM36 251H34V253H35ZM39 252V253H40ZM87 252V251H86ZM85 252V253H86ZM102 252H104V251H102ZM123 251H121V253H122ZM215 252V251H214ZM238 252H241L240 251V249L238 250ZM11 253V252H10ZM89 253V252H88ZM97 253V252H96ZM99 253H98V255H99ZM184 253H185V251H184ZM210 253V252H209ZM230 253V252H229ZM5 254V253H4ZM8 254V253H7ZM12 254V253H11ZM53 254V253H52ZM120 254V253H119ZM83 255H84V253H83ZM86 255V254H85ZM88 255V254H87ZM103 255V254H102ZM5 256H7V255H5ZM9 256H10V254L8 255V259H9ZM13 256H14V254H13ZM222 256V255H221ZM11 257V256H10ZM213 257V256H212ZM248 257V256H247ZM101 258V257H100ZM12 259V258H11ZM248 259V258H247ZM16 260V259H15ZM46 260H47V258H46ZM246 260V259H245ZM11 261V260H10ZM48 261V260H47ZM126 261H127V264H131V262H130V257H129V255H127L126 256ZM214 261V260H213ZM217 261V260H216ZM251 262V261H250ZM11 264H12V262H11ZM118 264V263H117ZM248 264V263H247ZM257 264V263H256Z\"/></svg>",
  "mask_w": 264,
  "mask_h": 264
}]
</instances>
